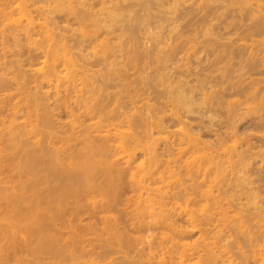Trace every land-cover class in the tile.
I'll list each match as a JSON object with an SVG mask.
<instances>
[{
  "label": "bare ground",
  "instance_id": "1",
  "mask_svg": "<svg viewBox=\"0 0 264 264\" xmlns=\"http://www.w3.org/2000/svg\"><path fill=\"white\" fill-rule=\"evenodd\" d=\"M123 1H124V3H123ZM125 1L126 0H0V175L5 176V179H2L3 176H2V178L0 176V183H3V184L8 183L7 187H5L7 184L6 185L5 184L0 185V187H1L0 188V264H27L26 261H28V263L30 262L31 264L34 262L33 264H35L37 262V260L39 263V261L41 262V260H39V258H41V257H39V255L42 256L43 254H41V253L46 254V252H47V255L45 258L49 260V261L47 260L49 262V264H69L75 258L78 259V261L74 262L75 261L74 260L72 262L74 264H121L120 261H119V263L117 261H115L118 258L121 260L123 259L122 261L125 260L126 262L135 263V264H153V263L154 264H217L216 261L219 262V260L220 261L222 260V262H219V263L224 264V262H226L228 264L229 260L226 261V259H228L230 257V256H228V251H229V255L233 254V252H231L233 250H231V251L226 250V252H227L226 253L224 249L221 250L222 246H219V247H221V248H219L221 250V253L224 254L223 252H225V254L227 255L228 258L218 260V255L221 253L216 254L217 255V258H216V255H215V252H216L215 248L216 247H215V245L213 246L212 244H210V242L208 243L206 241L207 239H209L208 237L212 234V231L215 233L214 230H217V231L220 230L217 233L218 236L220 237L219 233H221V230H223L222 228H218L219 230L216 228V227H220V226H214L213 227L214 230L212 229V231H211V227H212L211 225H210L211 227H209V229H208L207 225H209V223H211V221L208 222V220L211 219L209 217V215L212 213L211 212L212 209H215V208L213 207L211 209V211H210L211 213L209 215H208L209 212L207 211V217L208 218L205 217L206 215H204V217H203V214H205V209H204V213L201 211L203 214L200 213L198 215V216L202 215V218H205V219L207 218V221L205 223H204L205 219L202 223V222H200V218H199V221H197L198 219L195 220L196 217L192 218V214H190V213H193L194 211H193V209L189 210L190 207L187 208V206H188L187 203L189 200H190L189 202H192V203H193V201L194 202L196 201V200H194L195 198H193V197H195V193L193 196L188 197L190 195V190H189V188L187 189V186H191V185L193 186L194 184L196 185L197 176H199L201 173H203V175H206V173H208L210 171L211 174H214V173L216 174L215 171L218 172V168L220 166H222V164L225 162V161H223V159L225 157H223V159H222L223 163H222L221 160H219L220 154H219V156H217L215 154L216 157H218V158H216L214 155L215 151H213L212 148H211L212 149L211 151H213V153H211V154L208 153V154L210 156L211 155H213V156L209 157L208 154L203 155L204 152H206V153L208 152V150H206L209 146L208 141H207L208 139L205 140V144L207 143L206 144L207 146H205V147H207L205 149L206 151L204 149H202V151L199 150V151H201L200 154H202L203 156H207L208 158L207 157L204 158V157H202V155L198 156L197 154H195L194 150L200 149V148H197V146L201 143V141L203 142L204 140H201L203 138H199L200 137L199 134L195 135L193 131H190L191 129L184 128L185 123H183V122H182V125H180V127L178 129H177V127L175 129H177L176 130L177 133H179L181 135L180 137L178 136L179 139L183 140V138H184V142L182 141V143H181V141H179V139L177 137L178 141L177 140L176 141L178 143L176 142V144L174 142L172 144L171 143H165L161 147L156 146V145L151 146V142L148 141L147 139H145V137L148 138V136H147L148 133H149V135L155 134V135H157V136H155L157 138L155 140H157V142L159 144V142L162 140L161 134H163V133L165 134V132L167 131L165 128H167L168 126L164 127V120H166V119H164V120H163V118L161 119V115L159 117L158 113L156 112L158 117H156L157 120H155L156 118L153 117V116H155V114H152L153 116H151V118L153 117V120L149 121L147 119V120H144L143 123L148 124V125H145V128L151 124V127L154 126V128H156V130L154 128L151 129L149 126V130L147 128V131H143V128L141 126H144V124L140 125L141 124L140 122L143 121V119H144L143 116H139V114L137 113L139 118H143V119H140L138 122V119H139L138 116L132 115L134 118L133 117L131 118L130 117L131 115H129L128 113H125V111H124V112H122V113H125V114H123L124 115L123 117H125V118H123L124 120L121 119L122 118L121 116H120L121 118L119 119L114 115L119 109H115V107L114 108L112 107L115 110V112H113L114 113L113 116H115V117H113L111 114H110V116L113 117L114 121L115 120L117 121V122H114L112 120V118L109 117V115L107 114V113H111V108H108L107 110L102 109V106H104V105L106 106V104L103 105L101 103V101L97 102L98 100H100V98L98 99L95 97L96 96V94H95L96 90L94 91L95 88L94 89L91 88V85H93V84L98 85V84L96 82L92 83V84H89L91 82H86L87 80L90 79V77L91 78H96V77L91 76L92 69L90 71L91 73L89 72L90 75L87 74L89 71L88 69H90V67L88 66V68H87V66H85V65L88 64L89 61H87V60H89V59H83V56L86 55V53L82 56V54H81L83 52V51L81 52L82 49H80L79 47H76V46L74 49V45H76V42H78V44L80 42L81 44H79V45L81 47L82 41L84 42L87 40V42H88L89 39H91V41H95V40H92V37H94L95 39L97 37L98 38V44H95V43L93 44V42L90 41L93 44V45H91V43L85 42V43H87V46L90 49V51L88 52L89 57L91 58V56H92V58H95V57H97L96 56L97 53H98V56H99V54L101 56V53H102L103 56L105 55V57H107L108 53H111V50H112V48L110 46L108 47L109 39L114 37V36H112V37H109V39H108L107 38L108 36L106 37V35H105V33L108 34L107 30H109L110 26L114 27L115 25H117V24H114L115 22H118L119 25L117 27L115 26L114 28H118L120 26V24L122 27V25L124 23L122 21V19H124V15L127 16V15L131 14L132 16H134V15L138 14V12H136V9L133 10L131 8H129V10H131V12L133 10V12L132 13L128 12V14H127L126 13V7H127L128 2L126 1L127 2L126 3ZM144 1L145 0H130V2L135 3V4H133L131 6L132 3H130L129 5L132 8L134 5L141 4V3H142L141 5L145 6V7L147 5H149V4H147V2L145 3ZM156 1H154V2H156ZM203 1L204 0H202V2L198 1V3H201L203 5ZM207 1L208 0H206V2ZM244 1H246V0H244ZM257 1H256V3L254 2L255 5H257L259 3V2L257 3ZM117 2H118L119 6L116 4ZM120 2H121V4H120ZM143 2L145 4H143ZM154 2H153V4H154ZM246 2H249V0ZM113 3L116 4L115 5L116 7H114ZM160 3H161V1H160ZM209 3L211 4V0H209L208 6L210 5ZM174 4H175V2H174ZM174 4L172 6H174ZM176 4H177V2H176ZM260 4L261 3L258 4V7L256 6L257 10H255V12H254L255 14L258 13V11L260 13H262V11H261L262 8L259 9ZM141 5L137 9V11L140 9H141L140 11H142V10L144 11L145 7L141 8L142 7ZM155 5H156V3H155ZM94 6L95 7L98 6V7L95 8V10H94ZM208 6L206 8H208ZM176 7L178 9H180V6L178 7V5H177ZM200 7L202 9V6H198L199 9H196V10H199V12L197 11L198 18H199V16H201V14L199 15V13L201 12ZM124 8H125V11H124ZM156 8H158V7H156ZM170 8L173 10L174 7H170ZM204 8H205V4H204ZM206 8H205V10L207 11L208 9H206ZM90 9H92V10H90ZM169 9H168V11H170ZM263 9H264V7H263ZM148 10L152 11L149 9V6H148ZM148 10L146 12H149ZM172 10L168 13H172ZM127 11H128V8H127ZM154 11H152V13ZM175 11H177L176 12V15H177L179 10L176 9ZM203 11H204V9H202V12ZM206 11H205V13H206ZM194 13H196V12H194ZM147 14H151V12H149ZM216 15H218V13ZM96 16L99 18H97ZM153 16H156V15H153ZM251 16H252V20H253L255 17L253 15H251ZM127 17H129V16H127ZM127 17H125V18H127ZM135 17H133L134 18L133 20L136 21ZM171 17L173 18V15ZM202 17H204V14ZM202 17H200V18H202ZM260 17L262 19V16H260ZM216 19H217V17H216ZM263 19H264V17H263ZM259 20H260V18L258 19V21ZM119 21H121V23ZM258 21H257V23H258ZM254 22L252 23V25H254ZM250 23H251V21H250ZM105 26L106 27L108 26L109 28L108 27L105 28ZM229 26H232V25H229ZM123 28L124 27H122V29ZM100 29L101 30L104 29L105 31L104 30L101 31ZM111 29H113V28H111ZM222 29H223V27H222ZM244 29H245V27H244ZM211 30H212V28L208 30L209 31L208 33H210ZM98 31L99 32L101 31L100 33H102L104 31L103 32L104 36H101L102 38L104 37L103 39H99L100 37H98V35H101V34ZM97 32H98V35H97ZM111 32H112V30H111ZM238 32H235V34L237 35ZM249 32L252 33L253 35L256 34V33H253L252 31H249ZM249 32L247 33V35L250 34ZM203 33H202L203 36H206V37L208 36V35H204ZM252 34L250 35V38L254 39V36L252 37ZM114 35H116V34L114 33ZM202 35H201V37H203ZM87 36L91 37V38H88ZM119 36H121L123 38V36L120 35V33H119ZM155 36H157V35H155ZM211 36H212V34L210 35V37ZM230 36L228 37L229 40H231ZM234 36H232L233 39H234ZM116 37L112 38V39H119L120 40V38H121V37H119V38L118 37L116 38ZM206 37H203V38H206ZM77 38H79L81 41H78ZM105 38H107V40H105ZM129 38L132 39L131 36H129ZM191 38H193V39H191ZM191 38H190V36H188V37L186 36V38L184 37V39H183L184 40L183 42L185 44V48H184L185 51L182 52V55L184 53L183 56H186V57H184V59L185 58L188 59L187 57H189L191 55L192 50L195 51L192 48L193 47L192 44L194 42H198V41L194 40V38H196V36L191 37ZM203 38L199 42H201V43H203V41L205 42L206 40ZM209 38L207 39V41H210ZM226 38H227V36H226ZM236 38H238V36ZM260 38H259V40H260ZM75 39H77V41L74 44L73 41ZM239 39L243 40V38H238L237 40H239ZM99 40H102V41L104 40L103 43L105 42V44L104 45L100 44L102 41H99ZM250 41L252 42L254 40H250ZM250 41H249V43L246 42V40L244 42L239 41L240 44H238L239 42L237 41L238 43H237L235 48L236 49H237V47H239V48L237 50L236 49L235 50L236 51H238L239 49H241V51H242V49L245 51H247V49L249 50L250 49L249 47L253 46V44H250L251 43ZM263 41L264 40H262V42ZM71 42H73L74 45ZM199 42L197 44H199ZM215 42H217V40ZM218 42H220V41H218ZM117 43H118V41H117ZM128 43H129V41H128ZM173 43H175V42H173ZM180 43H181V41H180ZM257 43H260V42L257 41ZM257 43L255 41V45L253 46V48L254 47L256 48ZM167 44H169V42ZM224 44L228 45V43L227 44L224 43ZM84 45L86 47V44H84ZM89 45H91V46L89 47ZM110 45H111V42H110ZM120 45H121V48H123L122 44H120ZM258 45H260V44H258ZM113 46H114V43H113ZM173 46H177V45H173ZM213 46L215 47V45H213ZM213 46H212V48H213ZM202 47H199V48H202ZM77 48H78V50H76ZM106 48H109L107 50L108 53H106L107 55L105 54ZM89 49H87V50H89ZM207 49H208V47H207ZM207 49L205 47V49L203 51H205ZM213 49L211 51H213ZM257 49H258V46H257ZM261 49L259 48V50H261ZM24 50H26L27 53L23 54L22 51H24ZM113 50H112V52H113ZM250 50H252V49H250ZM222 51L225 52L224 49ZM241 51L239 50L238 52H241ZM255 51H254V53H256ZM114 52H115V50H114ZM175 52H176V49H175ZM175 52H173V53L175 54ZM207 52H208V50H207ZM193 53L194 52H192V55H194ZM247 53H249V52H247ZM26 54H27V58H25L26 56H24ZM197 54H195V55H197ZM199 54L201 55V53H199ZM202 54H203V52H202ZM218 54H220V53H218ZM218 54H217V56H218ZM252 54H253V52H252ZM252 54L249 57L252 63L250 62L249 58L247 59L248 62L252 64L251 68L254 67L253 64H255V61L253 63V61H252L253 59L251 58L253 56ZM256 54H259V53H256ZM22 55H23L24 60L21 59ZM131 55L129 56V58L132 59V61H133V59H134L133 55L134 54L132 56ZM200 55L197 58L200 59ZM204 55H206V54H204ZM229 55H227V57ZM135 56H136V53H135L134 57ZM162 56H163V54H162ZM247 56H249V55H247ZM101 57H99V59L98 58L96 59V60H98V63H99V60L101 59ZM157 57L159 58V56H157ZM193 57H195V56H193ZM254 57L256 58L255 54H254L253 58ZM84 58H85V56H84ZM204 58H206V57H204ZM245 58H247V57H245ZM102 59H106V61L103 62V60L102 61L100 60V62L107 64L108 59L103 58V57H102ZM171 59H172V56H171ZM229 59H230V57H229ZM83 60L85 61V63H83L84 62ZM158 60H160V59H158ZM208 60H209V58H208ZM231 60H229V64H231L230 63ZM80 61L84 65L82 63H80ZM132 61H130V62H132ZM205 61H207V60H205ZM209 61H211V60H209ZM209 61H208V64H209ZM263 61H264V59H263ZM23 62H25V64H24L25 65L24 67L26 68L25 70H24L23 65H22ZM197 62L199 63V61H197ZM211 62H214V61H211ZM215 62H217V60ZM92 63H89L88 65H90ZM103 63H101V64H103ZM156 63H157V60H156ZM244 63L246 66V61H244ZM104 64H103V66H104ZM158 64H159V62H158ZM222 64H223V62H222ZM222 64H219V65L222 66ZM227 64H228V62H227ZM83 66H85L84 68H86V69H83L82 68ZM91 66H93V65H91ZM200 66L202 67V66H204V64L203 65L201 64ZM104 67H106V66H104ZM156 67H157V65H156ZM223 67H224V65H223ZM225 67L228 68L227 66H225ZM21 68H23L22 69L23 71L21 70ZM117 68H114V69H117ZM168 68H170V67H168ZM229 68H230V66H229ZM262 68H264V67H262ZM108 69L109 68H107L106 70H108ZM186 69H188V68H186ZM225 69H224V71H225ZM254 69H257V68H254ZM86 70H88V71H86ZM168 70H170V69H168ZM171 70H173V69H171ZM115 71H117V70H115ZM119 71H117V74L120 73ZM218 71H220V70H218ZM222 71H223V69H222ZM231 71H232V69H231ZM237 71H239V70H237ZM27 72L29 75L27 74ZM112 72H114V71H112ZM178 72H179V70H178ZM186 72H187V70H186ZM257 73H259V72H257ZM26 75H28V76H26ZM92 75L94 76V74H92ZM113 75H115V72ZM118 75H121V74H118ZM197 75H199V74H197ZM224 75H227V74H224ZM86 76L87 77L89 76L88 77L89 79H87ZM103 76L105 77V75L103 74L101 79L104 78ZM109 76H107V77H109ZM235 76H236V74H235ZM246 77H248V76L245 75V78ZM249 77H248V79L251 82V79ZM257 77L258 76H256V78ZM260 77H258V78H260ZM117 78H118V76H117ZM171 78H172V76H171ZM185 78H186V76H185ZM213 78L214 77L212 74V78L210 77L209 79L213 80ZM113 79H115V77ZM118 79H120V78H118ZM187 79H189V78H187ZM204 79H205V77H204ZM242 79L245 80L244 78H240V80H242ZM90 80H92V79H90ZM232 80H233V78H232ZM232 80H230V81H232ZM238 80H239V78H238ZM238 80H237V82L240 81V80L239 81ZM194 81H195V78H194ZM227 81H229V80H227ZM240 82L242 83V81H240ZM244 82L245 81H243V83ZM227 83H229V82H227ZM235 83H236V81H235ZM235 83L233 82L231 84L232 88H234L233 85ZM247 83H249V82L247 81ZM106 84H107V82H106ZM120 84H121V81H120ZM255 84H257V83H255ZM124 85H126V83L124 84V81H123V86ZM172 85H171V88H173ZM181 85H182V83H181ZM185 85H186V83H185ZM85 86H86V88H85ZM87 86H90L89 89H87L88 88ZM123 86L121 85V87H119V88H121V90H122ZM182 86L178 85V89H176V92H175L176 93L175 97H174V95H171V97L173 96V99L175 98V101L177 99V102L181 101V103L186 108L184 110H188L189 112L191 111V113L193 110L198 112V110L195 108L196 107L199 108L200 106H202L203 107L202 112H204V110L207 107L208 108L210 107V106L206 105V108L204 109L205 105H199L198 106V103H200V102L197 103L196 98L194 97L195 91L193 94L192 88H191V91H188L185 88L186 86H183V87ZM208 86H209V84H208ZM238 86H240V85L238 84ZM246 86H248V85H246ZM92 87H96L98 89V86H92ZM168 87H167V89H168ZM176 87L177 86L175 85L174 88H176ZM236 87H237V83H236ZM84 88H85V90H84ZM90 88L92 91L90 90ZM220 88H223V86ZM254 88H255V86H254ZM256 88H258V87H256ZM86 89L89 91H87ZM125 89H126V86H125ZM228 89H229V87H228ZM121 90H119V91L121 92ZM173 90L174 89H171V91H173ZM211 90H213V88H211ZM84 91H86L85 94H84ZM122 91H126V90H122ZM197 91H199V90H197ZM209 91H210V89H209ZM232 91H235V90H232ZM132 92H133V90H132ZM252 92L251 93L253 96L256 93V91L252 90ZM93 93L95 95H93ZM133 93H135V92H133ZM201 94H202V92H201ZM201 94L199 93V96ZM206 94H204V92L202 94L203 95L202 100H204V101H202V100L201 101L203 104L207 103V102L205 103V101L207 99L204 97ZM209 95L211 96L212 94H209ZM135 96L137 98V95H135ZM224 96H225V94H224ZM234 96H236V95H234ZM243 96H245L244 93H243ZM261 96H262V94H261ZM261 96H259V97H261ZM125 97H127V96L125 95ZM206 97L208 98V96H206ZM128 98H129V95H128ZM234 98H233V100H234ZM261 98H263V97H261ZM129 99L132 101L134 100L133 102H135V100H136L134 97L129 98ZM173 99L171 98L172 104H173ZM210 99H211V97H210ZM130 100H129V102H130ZM212 100H213V98H212ZM237 100H239V99H237ZM258 100L260 101V99H258ZM47 101H50V102H47ZM159 101H160V99H159ZM229 101H228V103H229ZM245 101H248V100L246 99V100H244V102ZM96 102L98 104H96ZM166 102H167V99H166ZM177 102H175V103H177ZM241 102L238 103V106H240L239 104ZM244 102H242V104ZM248 102H246L245 105H247ZM99 103H101L102 106ZM196 103H197V106H196ZM210 103H212L211 100L207 104L211 105ZM217 104H218V102H217ZM230 104H232V101ZM230 104H228V105H230ZM255 104L257 105V102ZM260 104H261V102H260ZM236 106H237V104H236ZM118 107H119V105H118ZM202 107H200V108H202ZM231 107H232V105H231ZM246 107H248V106H245L243 109H245ZM59 108H61V109L63 108L64 109L63 111H65L64 114H66V120L64 122H62L64 124V125H62V127L63 126H65V127L61 130L58 129L60 127V124H56V123H59L57 121L58 119H56L58 117H55V115H57V113H58L56 111V109H59ZM168 108H170V107H168ZM248 108H250V106ZM61 109H59V110L61 111ZM109 109H110V111H109ZM178 109H180V108H178ZM209 109H211V108H209ZM206 110H208V109H206ZM237 110L240 111V109H237ZM132 111H133V109H132ZM165 111H166V109H165ZM177 111L178 110H176V112ZM195 111H193V113H195ZM249 111H250V109H249ZM118 112H120V110ZM133 112H135V109ZM139 112L141 115V113H142L141 110H139ZM176 112L174 113L173 111H171L172 114L168 113L167 117H169V114H170L171 117H169V119L172 118L173 120L178 121V123H179V122H181L180 121L181 119H179L180 117H178V115L180 113H177L178 114L177 115ZM179 112H180V110H179ZM246 112H248V109ZM259 112H260V110H259ZM129 113L131 114L130 111H129ZM143 113L146 114V112H143ZM210 113L212 114L211 111H210ZM236 113H238V112H236ZM214 114H216V113H214ZM233 114H234V112H233ZM243 114H245V113L243 112ZM247 114L249 115L250 112ZM208 115H205V116H208ZM248 115H247V117H248ZM145 116H150V115H145ZM163 116L165 117V113H164V115L162 114V117ZM214 116H216V115H214ZM80 117L88 118L87 119L88 122H86V121H85L86 123L83 122V120H82L83 118L81 119ZM128 117L131 118L130 119L131 122L133 121V119H134V121L136 120L139 124L137 122L136 123L134 122V126L140 125L139 127H141L142 129L136 128L134 126L130 127V125H132L133 123L132 124L128 123V122H130ZM211 117H213V116H210V118ZM126 118H127V120H126L127 124L126 123L123 124L122 120L125 121ZM158 118H160L163 121L158 120ZM228 118H229V116H228ZM169 119H167V121H169ZM172 119L170 121H172ZM54 120H56L57 122ZM239 120H241V119H239ZM175 121H172V122H175ZM183 121H185V119ZM120 122H121V124H120ZM162 122H163V124H162ZM196 122H198V121H196ZM209 122H212V120ZM238 122H240V121H238ZM187 123H189V122L187 121ZM217 123H219V122H217ZM229 123H231V121H229ZM55 125H58V127ZM124 125H125V127H124ZM233 125L235 126V123H233ZM225 129H227V128H225ZM152 130H155L154 131L155 133H153ZM205 130H206V128H205ZM205 130H204V132H205ZM142 131H143V133H142ZM231 131H233V130H231ZM263 132H264V130H263ZM140 134H143V135H140ZM166 134H168V131ZM165 135H164L163 139L168 137ZM224 135H225V133H224ZM139 136L140 137L144 136V138L141 139ZM229 136H231V135H229ZM173 138H176V137H173ZM152 139H154V138H151V141L155 142ZM158 139H161V140L158 141ZM211 139H213V138H211ZM244 139H245V141L243 144V141L241 139H239V140H241V142L239 143L237 138H236V140L233 138L234 141H237L239 143V144L237 143L238 145H240L242 143L238 148H236L237 145L236 146L235 145H233V146L229 145V147H227L228 144L226 146L224 144L225 142L223 143L224 144V146H223V145H221V143L223 141L222 142L219 141L220 144L218 142L217 145H219L218 147L222 146L225 148V149L223 148L224 151H222V153H224V154L228 153L227 151H230L228 156H226L227 158H225V159H227L226 164L229 163L228 166L231 167V170L229 169L230 167L227 169H229L231 171V175H230L231 177L230 178H233L232 180H234V177H236L235 179L238 181L237 183H234L231 180V183L233 182V184H237L236 186L235 185L232 186V184H231V186L232 187L244 186V188H243L244 191L241 187L239 189H242V193L245 192L244 194L247 195L248 197H249L248 193L250 192L249 194L252 197L253 194H256L253 191H255V189H256V192H257V188L259 190V187L255 186L256 185L255 182L252 183V181L250 180L252 178H250L249 180H248V178H246L247 177L246 171L248 169L247 166L249 165L248 164L249 162H247V160H249V158H251V157H249L250 154L255 153V152L252 150L253 144H251V146H252L251 147L250 142H248V140L246 138H244ZM94 140H98V141L100 140L101 143H99L100 141L99 142L97 141L98 142V145H97V142L94 143ZM215 140L217 141V139H215ZM246 140H247V142H246ZM103 141H104V143H102ZM234 141L232 143H235ZM185 142L190 144L192 147H195V149L191 147V149H194L193 150L194 152L188 151L190 149L186 150V148H188V145H185L186 144ZM209 143H211V142L209 141ZM180 144H182L181 147H183V146L185 147L186 152L188 151V152L192 153V156L189 157L190 160H189V158H187L188 155H187V157H184V158H187L188 160L187 159L186 160L181 159V160H183V162L181 160H179V162L181 161L183 164L178 162V159H180V156H182L181 154L184 151V147L181 149L177 146ZM201 146H204V144H201ZM243 146H244V148H243ZM230 147H233V148L235 147V148L230 149ZM202 148H204V147H202ZM180 149H181V151H179ZM226 149H227V151H225ZM250 150H251V152H249ZM139 151H142L141 156H139L137 154V152H139ZM176 151H179V154H176L177 156H175V153H178ZM196 151H198V150H196ZM209 151H210V149H209ZM218 151H221V149L219 148ZM245 151L250 153V154H248V153L246 154ZM242 152L243 153L245 152L244 153L245 156L243 155ZM184 154H183V156H184ZM187 154H189V153H187ZM193 154H195L194 155L195 157H193ZM247 155H249V156H247ZM222 156H223V154H222ZM254 156H256V155L252 154V157H254ZM259 156H262V155L259 154ZM197 157H199V160H201V162L199 160H197L198 159ZM246 157H248V158H246ZM195 159L198 162L195 161ZM203 159H204V161H202ZM225 166L226 165H223L222 167L224 168ZM97 167H98V171L96 170ZM259 167H260V165H259ZM225 168H224V171H225ZM133 169L136 171L137 174H138L137 171H139V170H141V173L139 172L140 174L136 175V173ZM221 169L219 170L221 172V174H219L220 176H218L216 174L218 176L217 182H219V180L222 179L221 178V177H223V176H221L222 174L224 175V173L225 174L227 173L226 171L224 172L223 170L222 171L224 173H222ZM126 170H128V173H129L128 174L129 175L128 183H130V185L132 184V186L136 185L135 190L139 191V189H140L139 195L135 196L137 199L138 198L139 199L137 201L135 198H133L136 200V201L134 200V202H137L136 204L138 206L140 203L139 202L140 200L142 202L145 201V204L148 207V209L146 210L147 212L145 211L146 212L145 213L144 210H145L146 205H143V206H145L143 213L147 214L146 217H143L145 215L138 216V213L139 214L142 213V209H141V212L138 211L136 214L132 215V219L136 217V219H134L135 222L133 220H131V221H133L134 227L135 228L137 227L136 229H138V228L141 229L142 227L146 228V227H149L151 225V223H152V225L156 224V227H157L158 223L159 224L162 223V225H164L166 227V232H164L163 230H160L163 232H159L158 237L156 235L155 236L151 235L152 236L151 238L148 237L149 239H152V240H147L148 239L147 237H145V239L141 238L142 240L144 239V241L146 243L143 241L145 243V245H144V243L140 244V247H137V242H138V244H139V242L141 243V240L137 241V239L139 237H137V239L135 238L134 240H136V241L134 242V240L132 241L133 238L132 239L130 238L131 239L130 240L128 237V239H127V238H125V234L122 231H121L122 233L117 231V230H119V228L115 229L117 227L115 225V221H117L116 213H114L115 215H113V213H112L113 218L111 217V214L109 213L110 212L109 210L111 209L110 207H112V206L116 207L115 204L117 203V200L119 199L118 196H120L118 194H120V191H122L121 189L125 185V180L123 181V179H125L124 178L125 176L123 174L125 173ZM229 170H227V171H229ZM212 171L214 173H212ZM230 171L228 172V174L230 173ZM95 172H97V173H95ZM238 172H240V174H238ZM98 173L102 174V175L101 174H99V175H101V178L103 177V181H102L103 184L99 180L100 178L98 180L95 179V178H98ZM245 173H246V175H245ZM211 174L206 175V179H207V176L210 177ZM90 175H91V177H90ZM135 175L137 176L138 180L135 177ZM216 175H214V176L217 178ZM232 176H234V177H232ZM45 178L46 179L48 178V179L46 180ZM82 178H83V180H82ZM90 178H91V180H93L95 182H96V180H97V182L98 181L101 182V184L99 182L98 183L96 182L97 184H95V183L93 184V181H91ZM189 178H192L191 179L192 182L187 181L188 185L185 182L186 185L184 184V186H183L182 183H184V180L189 179ZM193 178H195V180H193ZM203 179H205V177L202 176V174H201L200 178H198V181L201 180V182H202ZM224 179H226V181L227 180L229 181V179L225 178V176H224ZM48 180H50L53 183L52 187H50V188L48 186H47L48 188L47 187L46 188L40 187L43 181L46 184L45 181H48ZM84 180L85 181L87 180L86 181L87 183ZM208 180H210V178H208ZM208 180H206V181H208ZM129 181H131V182H129ZM189 181H190V179H189ZM193 181L194 182L196 181V183H193ZM206 181H203V184H205ZM228 181L227 182L220 181V184L217 183L216 180L214 181L215 183H213V181H212L213 185L215 184L213 187H217L218 184L221 186L222 182H223L222 184H224V186H227ZM91 182L94 186L91 184ZM123 182H124V185H123ZM80 183L81 184L84 183V184H82L83 186L87 184L86 186H84L85 190H84V188H80V187H83L82 185L80 186ZM190 183H192V184L189 185ZM199 183H200V181H199ZM199 183H197V184L199 185ZM212 183H211V186H212ZM251 183L254 185V187H253V188H255L254 190H252L253 188L250 187V186H253V185H250ZM203 184L201 186H203ZM229 184H230V182H229ZM90 185H92L91 188H93V189L90 188ZM199 186L196 185V188L198 187V189L200 190V188H202V187L201 186L199 187ZM220 186H218V187L220 189L221 188L223 189V185H222V187H220ZM245 186H246V189H248V191L245 190ZM218 187L215 189H218ZM208 188H209V186H208ZM226 188H225V190H226ZM42 189H43V191H42ZM193 189H195V188H192V190ZM209 189H207V187H206L205 190L208 192V193L206 192V194H204L205 190H202V189H201L200 193L202 195L204 194L203 195L204 198L201 195L202 199H205V196H206V198L208 200H210V203H211L210 208H211L212 202H214V204L216 202V201H212V200H216V198H215L216 195L217 194L219 195V193H221V191L219 189V191H220L219 192L218 190H214L211 187ZM263 189H264V187H263ZM88 190H90V191H88ZM195 190H193V191H195ZM213 190L218 191V193L215 194L216 193L215 192L213 194V193L209 192V191H213ZM225 190L223 189L222 191L224 192ZM198 191L196 193H199ZM225 192L228 193L227 191H225ZM240 193H241V191H240ZM257 193H259V192H257ZM142 194L143 195L145 194V195L143 196ZM191 194H192V191H191ZM211 195H215V196L211 197ZM231 195L234 196V194H231ZM235 195H237V193ZM133 196H131V198ZM142 196H143V198H142ZM208 196H210L212 198V200L209 199L210 197L208 198ZM254 196L256 197V195H254ZM179 197L185 198V199H183L184 201L187 200V201H185L186 204H185V202H183L184 204L182 203L184 205V207H183V205L181 206L182 200L180 198V202H179ZM197 197L199 198V195H197ZM120 198H121V196H120ZM131 198L126 197V200L129 201L128 199L131 200ZM191 198H193V200H191ZM198 198H196V199H198ZM213 198H215V199H213ZM220 198L218 200H220ZM81 200H83V201H81ZM168 200L172 201L174 203V205H172L174 207H172L169 204L172 202H169ZM206 200H204V201H206ZM208 200L206 202L209 203ZM228 200H229V198H228ZM249 200L250 199H248L247 201H249ZM226 201H223V202L225 203ZM247 201H245V202H247ZM251 201H253V200H251ZM82 202H84V203H82ZM142 202L140 204H142ZM261 202H262V200H261ZM240 203H242V201ZM136 204H135V206H136ZM205 204H204V206H205ZM238 204H239V201H238ZM84 205L91 211L92 215L95 216V214L96 215L99 214V216H97V218H99V221H100L99 223L101 224L100 226H98L97 224L95 225L94 221L91 222V223L94 222L93 223L94 226H93L91 223L88 225V222L90 220H86L87 222H85L84 220L79 219L80 218V216L78 215L79 211L83 210V211H86V213H87V209L83 208ZM155 205H157V206H155ZM249 205H250V203L247 205V207ZM251 205H252V202H251ZM67 206L68 207L70 206L69 209ZM137 206H136V208H137ZM206 206L204 208H206ZM227 206H229V205H227ZM244 206H245V204H244ZM254 206L256 207V205H254ZM177 207L180 208V210L179 209H178V211L176 210L177 213L179 211L184 212L185 217H187V219L189 220L188 225L186 224L187 226H184L183 224H182L183 226L179 225V223H177L178 224L177 225L173 221V220H176L173 218V216H174V213L177 214L176 211L174 212V209H177ZM219 207H220V205H219ZM249 207H251V206H249ZM249 207H248V209H249ZM199 208H200V206H199ZM199 208L197 207L196 209H199ZM229 208H227V210ZM259 208L260 207H258V209ZM65 209L68 210L70 216H72L73 219H75V217L78 215L79 217H77L76 220L77 221H78V219L82 220L81 221L82 223H80L78 221L80 224L79 223L77 224V221H76L73 224V223H71L72 218L70 216H68V218L70 217L71 220H69L70 218L66 219L65 225L69 224L67 226V228H68V230H70V229L71 230L69 232H67L68 230L64 229L66 231V233H68V235H66V233H65V235L68 236V238L66 237L67 239L63 240L60 243L61 240H60V237L58 236V235H60V231L58 229L59 228L58 221L65 219V217H63L67 214V211ZM231 209H232V206H231ZM253 209H255V208H253ZM256 209H257V207H256ZM134 210H135V208H133L132 211H134ZM191 210H192V212H191ZM207 210H208V208H207ZM234 210H235V212L232 211L233 212L232 215L229 213L227 215V212H226L225 213L226 218L225 219L221 218L222 220L229 222V223L226 222L227 223L226 225L222 224L221 227L225 226L224 228L228 229L227 227L231 226L230 228H232L231 230H233V227L236 225L232 226L233 225L232 223L234 221L235 222L238 221L236 229L239 232L246 233L247 236H251L250 233L254 235V232H252L253 231L252 229H251L250 233H247V232H249V226L252 225V227H254L256 229L255 235L257 236V232L259 234L258 238L255 237V235L251 236L252 238L248 237L250 239L249 245H250V243H252V245H250V246H252L251 247L252 249L249 247V245H248V249L247 248L244 249V247H241V245H240L242 242L239 241L240 244H237L235 249L238 250L240 252V254L238 251L234 250L236 252L235 254L238 253L239 255H242V254L247 255V254H249V252H252V254L250 253L249 255L246 256V259L248 256L252 258L251 259L248 257L249 258L248 262L245 261L246 264L249 263L250 260H253L251 264L255 263V261L257 259H253V258H256L258 255H259V258H261L260 259L261 261L258 260L260 263L256 261V264L257 263L258 264H264V255L261 254V252L264 250V222L262 221V219L264 220V218L262 217L261 214L264 215V213H262V210L260 211L261 214L259 213L258 216L261 215L260 216L261 219L259 217L255 218V216H257L256 214L254 215V217H252L253 215L252 216L250 215L251 217L249 218L248 217L249 214H247V212H246V214L248 216L244 215L243 213H242L243 215L240 216L241 214L239 212L241 209L239 210V212H237L236 209H234ZM64 211H66L65 215H64ZM83 211L81 213H84ZM189 211H190V213H189ZM135 212H136V210H135ZM256 212L258 213V211H256ZM132 213L133 212H131V214ZM169 213L172 214V217ZM248 213H249V211H248ZM213 214H214V212H213ZM217 214L219 216L218 212H217ZM133 216H135V217H133ZM228 216H230V218ZM245 216H247L248 218H246ZM108 217H109V219H108ZM129 217L131 219V216H129ZM244 217H245V220L247 219L249 222H250L251 218H252V220H253V218H255V219L253 222L251 221L250 225H248L249 222L248 221L244 222V219H243ZM111 218H112V221L114 222L113 224H112V222H110ZM114 218H115V220H114ZM216 218H217V216H216ZM221 219H219V221ZM62 221L64 222V220H62ZM73 221H75V220H73ZM231 221H233V222L230 223ZM63 222H61V223H63ZM83 222H85V223H83ZM214 222H216V221H213L212 225L215 224ZM130 223H132V222H130ZM218 223H220V222H218ZM74 225H77V226H74ZM78 225H80V226H78ZM201 225L203 227H201ZM246 225H248V226L246 227ZM61 226H62V224H61ZM95 226L100 227L99 228L100 230ZM77 227H79V228L77 229ZM80 227L83 228L84 231H81ZM61 228H64V227H61ZM202 228H204V229H202ZM97 229L99 230V232ZM158 229H159V227H158ZM207 229L211 231V234L209 233L210 235L208 234L209 235L208 237L206 235L204 236V233L206 234L207 232L203 231V230L206 231ZM236 229H234V230H236ZM58 231H59V234L57 233ZM63 231H61V233L64 234ZM202 231H203V233H202ZM223 231H230V229H228V230L224 229ZM223 231H222V233L225 234ZM196 232H198L197 233L198 234L197 239L199 240V242H196V241L193 242L192 241V243H190V241L182 239L183 238L182 236L187 234V237H189L188 234H193ZM232 233H231V235H233ZM88 234L89 235L92 234V238L91 239L89 238V240L90 241L96 240L97 244H95V243L90 244L89 242L87 243V241H88L87 237L89 236ZM123 234H124V236H123ZM239 234H237V235H239ZM212 235H214V234H212ZM212 235H211V238L214 237L215 240L218 238L217 235H216L217 238H215V236L212 237ZM146 236H150V234H148ZM226 236L227 235L223 236V237H225L224 239H226ZM140 237H141V235H140ZM234 237H236V236H234ZM253 238H257V239H253ZM61 239H64L63 235H62ZM232 239H233V237H232ZM242 239L245 242V237H242ZM219 240H220V238H219ZM252 240H253V242H252ZM84 241H86L88 246H86ZM219 242H221V241H219ZM226 242H229V240L225 241V243ZM236 242H237V240H236ZM196 243H202V248L204 247L203 248L204 250H206L205 248H207V247H208L207 250L210 249L209 251H207L208 255L202 249V252L206 254V257L203 258V256H205V255H203V256H201V258H203V260H205L206 262L205 261L203 262V260L200 259V255L203 253L201 251H199L200 249L198 250V247H200V246L196 247L198 245ZM214 243H217V241ZM245 243H244V245H246ZM203 244H206L207 247L203 246ZM221 244H222V242H221ZM227 245L228 244H225V247L229 246V245L228 246ZM242 245H243V243H242ZM209 247H212V248L215 247V248H213V249H215V252H214V250H212ZM230 248L233 249V247H230ZM242 248L244 250H242ZM246 250H249V251H246ZM112 251L114 252L113 254L117 253L118 256H113L111 254L112 256L110 257L109 256L110 254H107V255L104 254L103 255L104 257L101 258V260L98 259L99 254L112 253ZM129 251L132 252V254L133 253H136V254L135 255L133 254V256H132V254ZM198 251L200 252L199 256H198V253H199ZM8 252H13V253L16 252V254L12 258V261H10L11 258L9 260L6 259V257H7L6 255L8 254ZM24 253L27 255V257H25L26 255L22 256V255H24ZM196 253H197L198 257L195 255ZM85 254H87V255H85ZM235 254H233V255H235ZM193 255H195L197 257V258L195 257L196 259H193L195 261L188 258V257H194ZM226 255L224 257H226ZM233 255H231L232 257L230 258V262H231L230 264H238V263L241 264V263H243V262H241V260L239 262V259H238V263H234V260L232 263L231 259L234 258ZM243 255L241 257H243ZM250 255H252V256H250ZM254 256H256V257H254ZM115 257H117V259H115ZM244 257H245V255H244ZM99 258H100V256H99ZM235 258H236L235 260H237L238 257L235 256ZM239 258H240V256H239ZM244 259L245 258H243V260ZM223 260H225V261L223 262ZM47 261L45 260L46 263H43V264H48ZM67 261H69V262L67 263Z\"/></svg>",
  "mask_w": 264,
  "mask_h": 264
},
{
  "label": "rangeland",
  "instance_id": "2",
  "mask_svg": "<svg viewBox=\"0 0 264 264\" xmlns=\"http://www.w3.org/2000/svg\"><path fill=\"white\" fill-rule=\"evenodd\" d=\"M128 3H127V2ZM125 2L127 3V7H126V13L128 14V12H131V10H129V8H131V9H133V10H135L136 9V12H138V14H136V15H134V16H132L131 14V16L130 15H127V16H129V17H127V16H125L124 15V19H122V21L124 22H122L123 23V25H122V27H124L123 29H122V27H121V24H120V26L118 27V28H114L115 26L117 27L119 24H118V22H113L114 24H117V25H115L114 27L113 26H110V28H109V30H107V32H108V34H106L105 33V35H106V37L109 39V37H112V36H114V37H112V38H115L116 36L119 38V37H121V36H119V33H120V35H122L123 36V38L121 37L120 38V40L119 39H112V38H110L109 39V44H108V47L110 46L111 48H112V50L114 49L115 50V52H114V50H113V52H112V50H111V53H108L107 52V50L109 49V48H106L105 49V54L106 53H108V56L107 57H105V55L103 56V54L101 53V56L103 57V58H107L108 59V61H107V64H104L103 62L104 61H106V59H102V57L100 56V54H99V56H98V53H97V57H95V58H92V56H91V58L89 57V54H88V52L90 51V49L88 48V46H87V43H91V42H93V44L95 43V44H98V38L96 37V39L94 38V37H92V40H95V41H91V39H89L88 40V42H87V40L86 41H82V45H81V47H80V45L79 44H81L80 42H79V44H78V42H76L77 41V39H78V41H81L79 38H77V39H75L73 42H74V44H75V42H76V45H74L73 44V42H71L73 45H74V49H75V46L76 47H79L80 49H82L81 50V54H82V56L86 53V55L88 56H86V55H84L85 56V58H84V56H83V59H89V60H87V61H89L88 62V64L89 63H92V64H90V65H85V66H87V68H88V66L90 67V69H88V70H86V71H88V73L87 74H89V72L91 71V69H92V73H91V76L92 77H96V78H91L90 77V79H94L93 81L92 80H90L87 76H86V78L87 79H89V80H87L86 82H91V83H89V84H92V83H97L98 85H96V84H93V85H91V88H95L94 89V91L96 92L95 94H96V98H100V100H98L97 102H100L101 101V103L104 105V104H106V106L104 105V106H102V104L101 103H99V104H101V106H102V109H104V110H107L108 108H111V113H107L108 115H109V117H111L112 118V120H113V117H117V118H121V119H123V118H125V117H123L124 115L123 114H125V113H128L129 115H131L130 117L132 118L134 115H136V116H138V114H139V116H143V118H139V116H138V122H139V120L140 119H143V121H141L140 123V125H143L144 124V126H141L142 128H143V131H147V128H148V130H149V126H150V128L152 129V128H154V126L153 127H151V124L148 126V127H146L145 128V125H148V124H145V123H143L144 122V120H153V117L154 118H156V117H158V115H159V117H160V115H161V119L163 118V120L164 119H166V120H164V127H167V128H165L167 131H168V134H166L167 133V131L165 132V134L163 133V134H161L160 136H161V138H162V140L161 139H158V141H160L159 142V144H158V142H157V140H155V139H157L155 136H157V135H155V134H151V135H149V133H148V138L147 137H145V139H147L148 141H150L151 142V146H154V145H156V146H163L165 143H174L175 142V144H176V142L178 141V139H179V137L181 136L179 133H177V129L180 127V125H182V122L183 123H185V126H184V128H189V129H191L190 131H193L194 132V134L195 135H198L199 134V138H203V139H201V140H204L203 142L201 141V143L197 146V148H200V149H196V150H198V151H196V150H194L195 149V147H192L190 144H188V143H186L185 145H188V148H186V150H188V149H190V150H188V151H193L195 154H197L198 156H201L202 154H200L201 153V151H202V149H206L207 147H205V146H207L206 144H205V140H207L208 141V148L206 149V150H208V152L206 153V152H204V154L203 155H206V154H208V153H213V151H217L216 153L214 152V155L216 154L217 156H219V154H220V156H219V160H221V162L223 163V161H225L223 164H222V166L223 165H226L224 168H225V171L227 172L226 174L224 173L225 171H224V168L222 167V166H220L219 168L221 169V171H222V173H224V175L222 174L221 176H223V177H221L220 179L221 180H219V182H217V180H218V176H220L219 174H221V172L219 171L220 169L218 168V172L217 171H215L216 172V174L218 175H216L213 171H212V173H214V174H211V172L209 171L208 173H206V175H209V174H211L210 175V177H208L207 176V179H206V175H203V173H201L202 174V176H204L205 177V179H203V181H206V180H208V178H210V180H208V181H206V183L205 184H203V181L201 182V180H199L200 181V183H199V181H198V178H200V176H201V174L199 175V176H197V179H196V181H197V183H199V185L201 186L202 184H203V186H201L202 188H200V190L198 189V187L196 188V185L197 186H199L197 183H196V181L194 182L193 181V183H196V185L194 186H192L191 184L192 183H190L189 185H191V186H187V189L189 188V190H190V195L188 196V197H190V196H193L194 195V193H195V197H193V198H195L194 200H196L195 202L193 201V203L192 202H189L188 201V206H187V208H189V210L190 209H193V213H190V211H189V213L190 214H192V218L193 217H196L195 218V220H197V221H199V218H200V222H202L203 223V221H204V219L205 218H202V215L201 216H198L200 213L201 214H203L204 213V209H205V214H203V217H204V215H206L205 217H207V211L209 212L208 213V215H209V217L211 218L210 220H208V222H210L211 221V223H209V225H207L208 226V229H209V227H211V231H212V229L214 230V226H220V227H216L217 229L218 228H222L223 230L225 229V230H228V229H230V231H223V230H221V233H219V235H220V237L218 236V232L220 231L219 229V231H217V230H214L215 231V233L212 231V234H214V235H212L211 234V231L210 230H203L204 232H207L206 234L204 233V236L206 235L207 237L211 234L212 235V237L213 236H215V238H217L216 237V235L218 236V238L215 240L214 239V237L213 238H211V235L208 237L209 239H207L206 241L209 243L210 242V244H212L213 246L215 245V247H213V248H215L216 249V252H215V249H213L212 247H209V248H211L212 250H214V252H215V255L216 254H218V253H221V250H225V252H226V250L228 251V250H233V251H231V252H233V254H235L236 252L234 251V250H236L235 248H236V245L237 244H240L239 243V241L240 242H242L243 243V245H244V243L246 244V245H242V243L240 244L241 245V247H244V249H248V245H249V241H250V239L248 238V237H251V236H254L255 235V232H256V229L254 228V227H252V225H250V223H251V221L253 222L254 221V219L255 218H257V217H259L260 219H261V215H262V217L264 218V215L263 214H261V210H262V213H264V189H263V187H264V132H263V130H264V68H262V67H264L263 65H264V61H263V59H264V41L262 42V40H264V19H263V15H264V9H263V7H264V0H249V2H246V1H248V0H246V1H244V0H211V6L209 7L208 6V2H209V0L206 2V0H204L203 1V5L201 4V3H198V1H200V2H202V0H145L144 2L146 3L147 2V4H149V5H147L146 7L145 6H142L141 4H136V5H134L133 6V8L132 7H130V3H132V2H130V0H126ZM150 1V2H149ZM154 1H156V2H154ZM160 1H161V3H160ZM253 3H251V2ZM256 1H257V3L259 2V3H261L260 5H259V9L260 8H262L261 9V11H262V13H260L259 11H258V13H254L255 12V10H257L256 8L258 7V4L257 5H255V3H256ZM122 2V1H121ZM121 2H120V4H121ZM143 2V4H145ZM149 2V3H148ZM153 2H154V4H153ZM165 2V3H164ZM174 2H175V4H176V2H177V4L175 5L174 4ZM205 2V3H204ZM255 2V3H254ZM123 3H124V1H123ZM155 3H156V5H155ZM199 5H198V4ZM251 3V4H250ZM114 4V7H116L115 5L117 4L118 5V2L115 4V3H113ZM133 4H135V3H132L131 4V6L133 5ZM158 4V5H157ZM174 4V6H172ZM204 4H205V8L208 6V8H206V9H208L207 11L205 10V8H204ZM94 5V4H93ZM140 5L142 6L141 8H143V7H145L144 8V11L142 10V11H140V10H138L137 11V9L140 7ZM178 5V7L180 6V9H178L176 6ZM253 5V6H252ZM119 6V5H118ZM129 6V7H128ZM148 6H149V9L150 10H152V11H154L155 9V11L152 13V11H149L148 10ZM153 6V7H152ZM198 6H202V9H204V13L202 12V9H201V7H200V9H201V12L199 13V15L201 14V16H199V18H198V14H197V11L199 12V10H196V9H199L198 8ZM257 6V7H256ZM93 7V6H92ZM98 7V6H97ZM97 7H95L94 6V10H95V8H97ZM152 7V8H151ZM156 7H158V8H156ZM170 7H174L173 8V10L170 8ZM253 7V8H252ZM127 8H128V11H127ZM170 8V9H169ZM240 8V9H239ZM249 8V9H248ZM168 9L171 11L172 10V13H168V12H170V11H168ZM179 10V12L177 13V15H176V12L177 11H175V10ZM244 9V10H243ZM89 10V9H88ZM90 10H92V9H90ZM133 10H132V12H133ZM149 11V12H151V14H147V13H149V12H146V11ZM196 10V11H195ZM124 11H125V8H124ZM175 13H174V12ZM205 11H206V13H205ZM241 11V12H240ZM131 12V13H132ZM158 12V13H157ZM192 12V13H191ZM194 12H196V13H194ZM125 13V14H126ZM155 13V14H154ZM174 13V14H173ZM218 13V15H216ZM173 15V18L171 17L172 15ZM196 14V15H195ZM203 14H204V17H202L203 16ZM255 14V15H254ZM260 14V15H259ZM150 15V16H149ZM153 15H156V16H153ZM251 15H253L255 18L252 20V16ZM136 16V17H135ZM152 16V17H151ZM176 16V17H175ZM250 16V17H249ZM258 16V17H257ZM260 16H262V19H261V17ZM97 17V16H96ZM125 17H127V18H125ZM133 17H135V19H136V21L135 20H133L134 18ZM170 17V18H169ZM200 17H202V18H200ZM215 17V18H214ZM216 17H217V19H216ZM97 18H99V17H97ZM172 18V19H171ZM260 18V20L258 21V19ZM251 19V20H250ZM125 20V21H124ZM130 20V21H129ZM258 21V23H257V21ZM250 21H251V23H250ZM254 22V25H252V23ZM120 23H121V21H119ZM239 23V24H238ZM125 25V26H124ZM229 25H232V26H229ZM237 25V26H236ZM243 25V26H242ZM242 26V27H241ZM248 26V27H247ZM106 26H105V28H107ZM222 27H223V29H222ZM244 27H245V29H244ZM111 28H113V29H111ZM120 28V29H119ZM212 28V30H211V34H212V36L210 37V33H208L209 31V29H211ZM99 29V28H98ZM118 29V30H117ZM241 29V30H240ZM251 29V30H250ZM101 30V29H100ZM102 30H104V29H102ZM101 30V31H102ZM111 30H112V32H111ZM234 30V31H233ZM258 30V31H257ZM100 31V32H101ZM105 31V30H104ZM103 31V32H104ZM239 31V32H238ZM249 31H252L253 33H256V34H252V33H250ZM99 32V31H98ZM98 32H97V35H98ZM99 32V33H100ZM100 33L101 35H98V37H100L99 39H103L101 36H104L103 34L104 33ZM204 32V33H203ZM235 32H238V34L236 35L235 34ZM250 33V34H248L247 35V33ZM114 33L116 34V35H114ZM202 33L204 34V35H208L207 37L206 36H203L202 35ZM246 33V34H245ZM132 34V35H131ZM210 34V35H209ZM217 34V35H216ZM235 36H234V35ZM243 34V35H242ZM252 34V37L254 36V39H251L250 38V35ZM155 35H157V36H155ZM185 35V36H184ZM201 35L203 36V37H206V38H203V37H201ZM231 35V36H230ZM240 35V36H239ZM248 37H247V36ZM257 35V36H256ZM90 36V35H89ZM129 36H131V38L132 39H130L129 38ZM176 36V37H175ZM186 38V36L188 37V36H190V38L191 37H195L196 36V38H194V40L195 41H200V40H202V38L203 39H205L206 41L204 42L203 41V43H201V42H199V44H197L198 42H194L193 44H192V48L195 50V51H193L192 50V52H194L193 54L194 55H192V52H191V57L189 56V57H187L188 59H184V57H186V56H183L184 55V53H183V55H182V52H184L185 50H184V48H185V44H184V37ZM226 36H227V38H226ZM230 36V39L232 40H229V37ZM232 36H234V39L232 38ZM238 36V38H243V40L242 39H239V40H237L238 38H236ZM263 36V37H262ZM88 37V36H87ZM116 37V38H117ZM246 37V38H245ZM261 37V38H260ZM88 38H91V37H88ZM94 38V39H93ZM107 38H105V40H107ZM210 39V41H207V39ZM257 40H256V39ZM259 38H260V40H259ZM112 39V40H111ZM125 39V40H124ZM171 39V40H170ZM182 39V40H181ZM191 39H193V38H191ZM246 40V42H248L249 43V41L250 40H254V41H250L251 43L250 44H253V46L255 45V41H256V43H257V41L258 42H260V43H257L256 44V48L254 47L253 48V46L251 47H249L250 49H252V50H248L247 49V51H245V50H243L242 49V51H241V49H239L241 52H238V51H236L239 47H237V49L235 48L236 47V45H237V43L240 41V42H244L245 40ZM181 41V43H180V41ZM217 40V42H215V41ZM222 40V41H221ZM225 40V41H224ZM227 40V41H226ZM91 41V42H90ZM99 41H102V40H99ZM104 41V40H103ZM103 41L100 43V44H102V45H104L105 44V42L103 43ZM117 41H118V43H117ZM128 41H129V43H128ZM218 41H220V42H218ZM230 41V42H229ZM238 41V42H237ZM85 42H87V43H85ZM108 42V41H107ZM110 42H111V45H110ZM120 42V43H119ZM126 42V43H125ZM169 42V44H167ZM173 42H175V43H173ZM183 42V43H182ZM228 43V45H225L224 43ZM240 42L238 43V44H240ZM262 42V43H261ZM113 43H114V46H113ZM128 43V44H127ZM202 45H201V44ZM220 43V44H219ZM223 43V44H222ZM247 43V44H248ZM84 44H86V47H85V45ZM92 43H91V45H93ZM118 44V45H117ZM120 44H122V47L123 48H121V45ZM127 44V45H126ZM181 44V45H180ZM183 44V45H182ZM258 44H260V45H258ZM91 45H89V47L91 46ZM117 45V46H116ZM126 45V46H125ZM173 45H177V46H173ZM197 47H196V46ZM206 45V46H205ZM213 45H215V47L213 46ZM106 46V45H105ZM113 46V47H112ZM116 46V47H115ZM158 46V47H157ZM163 46V47H162ZM183 46V47H182ZM202 47V48H199V47ZM210 46V47H209ZM212 46H213V48H212ZM224 46V47H223ZM239 46V45H238ZM257 46H258V49H257ZM116 49H115V48ZM119 47V48H118ZM176 47V48H175ZM205 47H206V49H207V47H208V52H207V50H205V51H203L204 49H205ZM229 47V48H228ZM86 48V49H85ZM118 48V49H117ZM158 48V49H157ZM163 48V49H162ZM169 48V49H168ZM182 48V49H181ZM191 48V49H192ZM196 48V49H195ZM199 50H198V49ZM259 48L262 50H259ZM73 49V50H74ZM87 49H89V50H87ZM168 49V50H167ZM175 49H176V52H175ZM190 49V50H191ZM213 49V51H211ZM225 50V52L224 51H222V50ZM236 49V50H235ZM256 51H255V50ZM76 50H78V48L76 49ZM87 50V51H86ZM172 50V51H171ZM182 50V51H181ZM201 50V51H200ZM25 51V52H24ZM24 51H22L23 52V54L24 53H27V51L26 50H24ZM86 51V52H85ZM160 51V52H159ZM197 51V52H196ZM211 51V52H210ZM218 51V52H217ZM254 51L256 52V53H259V54H256V53H254ZM154 52V53H153ZM156 52V53H155ZM166 52V53H165ZM173 52H175V54L173 53ZM202 52H203V54H202ZM230 52V53H229ZM244 52V53H243ZM247 52H249V53H247ZM252 52H253V54H252ZM135 53H136V56L134 57V55H135ZM198 53V54H197ZM199 53H201V55L199 54ZM216 53V54H215ZM218 53H220V54H218ZM233 53V54H232ZM241 53V54H240ZM244 55H243V54ZM247 53V54H246ZM133 55V61H132V59H130L129 58V56L130 55ZM162 54H163V56H162ZM174 54V55H173ZM195 54H197V55H195ZM204 54H206V55H204ZM214 54V55H213ZM217 54H218V56H217ZM231 56H230V55ZM251 54L254 56V54L256 55V58L254 57L253 58V56L251 57L253 60V63H254V61H255V64H253L254 65V67H252L251 68V66H252V62H251V60H250V56H251ZM107 55V54H106ZM131 55V56H132ZM155 57H154V56ZM161 55V56H160ZM199 55H200V59L199 58H197V57H199ZM222 55V56H221ZM227 55H229L228 57H227ZM241 55V56H240ZM247 55H249V56H247ZM24 56H26L25 58H27V54L26 55H24ZM95 56V55H94ZM154 58H153V57ZM157 56H159V58L157 57ZM171 56H172V59H171ZM193 56H195V57H193ZM216 56V57H215ZM99 57H101V61L103 60V62H100V60H99V63H98V60H96L97 58L99 59ZM181 57V58H180ZM204 57H206V58H204ZM229 57H230V59H229ZM242 57V58H241ZM245 57H247V58H245ZM261 57V58H260ZM21 58V57H20ZM132 58V57H131ZM183 58V59H182ZM208 58H209V60H211V61H214V62H211V61H209L208 60ZM211 58V59H210ZM213 58V59H212ZM216 58V59H215ZM222 58V59H221ZM245 60H244V59ZM249 58V60H250V62L251 63H249L248 62V59ZM263 58V59H262ZM21 59H23V55H22V58ZM82 59V58H81ZM130 59V60H129ZM158 59H160V60H158ZM182 59V60H181ZM196 61H195V60ZM199 59V60H198ZM215 59V60H214ZM231 60V64H229V60ZM262 59V60H261ZM24 60V59H23ZM156 60H157V63H156ZM188 60V61H187ZM205 60H207V61H205ZM217 60V62H215ZM237 60V61H236ZM246 61V66H245V63H244V61ZM258 60V61H257ZM79 61V60H78ZM82 61V60H81ZM80 61V63H82ZM84 61V60H83ZM86 61V62H87ZM96 61V62H95ZM130 61H132V62H130ZM164 61V62H163ZM170 61V62H169ZM181 61V62H180ZM197 61H199V63L197 62ZM208 61H209V64H208ZM240 61V62H239ZM134 62V63H133ZM158 62H159V64H158ZM169 62V63H168ZM222 62H223V64H222ZM227 62H228V64H227ZM83 63H85V61L83 62ZM82 63V64H83ZM101 63H103L104 64V66H106V67H104L103 66V64H101ZM156 63V64H155ZM214 63V64H213ZM25 64V62H23V68H24V70L26 69L24 66ZM111 64V65H110ZM134 64V65H133ZM163 64V65H162ZM169 64V65H168ZM172 64V65H171ZM181 64V65H180ZM189 66H188V65ZM195 64V65H194ZM203 65L204 64V66H200V65ZM208 64V65H207ZM219 64H222V66L221 65H219ZM238 64V65H237ZM263 64V65H262ZM21 65V66H22ZM84 65V64H83ZM91 65H93V66H91ZM110 65V66H109ZM156 65H157V67H156ZM187 65V66H186ZM223 65H224V67H223ZM256 65V66H255ZM85 66H83L82 68L83 69H86V68H84ZM192 66V67H191ZM225 66H227L228 68H226ZM229 66H230V68H229ZM232 66V67H231ZM27 67V66H26ZM112 67V68H111ZM118 67V68H117ZM167 67V68H166ZM168 67H170V68H168ZM177 67V68H176ZM188 68V69H186V68ZM204 67V68H203ZM223 67V68H222ZM250 67V68H249ZM23 68H21V70L23 69ZM107 68H109L108 70H106ZM114 68H117V69H114ZM227 70H226V69ZM254 68H257V69H254ZM112 69V70H111ZM159 69V70H158ZM168 69H173V70H168ZM190 69V70H189ZM217 69V70H216ZM222 69H223V71H222ZM224 69H225V71H224ZM231 69H232V71H231ZM239 70V71H237V70ZM115 70H117V71H119L120 73H118V74H121V75H118L117 74V71H115ZM177 70V71H176ZM178 70H179V72H178ZM186 70H187V72H186ZM189 70V71H188ZM218 70H220V71H218ZM244 70V71H243ZM254 70V71H253ZM258 70V71H257ZM23 71V70H22ZM112 71H114L115 72V75H113L114 74V72H112ZM167 71V72H166ZM165 74H164V73ZM193 72V73H192ZM206 72V73H205ZM208 72V73H207ZM222 72V73H221ZM243 72V73H242ZM257 72H259V73H257ZM108 73V74H107ZM159 73V74H158ZM171 73V74H170ZM187 73V74H186ZM238 73V74H237ZM26 74V73H25ZM27 74H28V72H27ZM92 74H94V76L92 75ZM105 75V77L103 78V79H101L102 78V75ZM112 74V75H111ZM196 74V75H195ZM197 74H199V75H197ZM212 74H213V80H211V79H209L210 77L212 78ZM220 74V75H219ZM224 74H227V75H224ZM235 74H236V76H235ZM29 75V74H28ZM28 75H26V76H28ZM90 75V74H89ZM110 75V76H109ZM118 76V78H120V79H118L117 78V76ZM165 75V76H164ZM193 75V76H192ZM205 75V76H204ZM245 75H247L250 79H251V82H250V80L248 79V77H246L245 78ZM261 77H260V76ZM107 76H109V77H107ZM171 76H172V78H171ZM185 76H186V78H185ZM200 76V77H199ZM210 76V77H209ZM224 76V77H223ZM229 76V77H228ZM242 76V77H241ZM256 76H258V77H260V78H256ZM30 77V76H29ZM115 77V79H113ZM164 77V78H163ZM198 77V78H197ZM204 77H205V79H204ZM28 78V77H27ZM117 78V79H116ZM180 78V79H179ZM187 78H189V79H187ZM194 78H195V81H194ZM200 78V79H199ZM207 78V79H206ZM232 78H233V80H232ZM238 78H239V80H240V78H244L245 80H240V81H242V83L238 80ZM253 78V79H252ZM256 78V79H255ZM29 79V78H28ZM123 79V80H122ZM153 79V80H152ZM166 79V80H165ZM182 79V80H181ZM187 79V80H186ZM191 79V80H190ZM217 79V80H216ZM261 79V80H260ZM104 80V81H103ZM165 80V81H164ZM189 80V81H188ZM219 80V81H218ZM227 80H229V81H227ZM230 80H232V81H230ZM237 80L239 81V82H237ZM254 80V81H253ZM99 81V82H98ZM107 82V84H106V82ZM120 81H121V84H120ZM123 81H124V84L126 83V85H124L123 86ZM158 81V82H157ZM221 81V82H220ZM235 81H236V83H237V87H236V83H235ZM243 81H245L244 83H243ZM247 81L249 82V83H247ZM177 82V83H176ZM200 82V83H199ZM210 82V83H209ZM227 82H229V83H227ZM235 83L234 85H233V87L234 88H232V83ZM259 82V83H258ZM169 83V84H168ZM181 83H182V85L183 86H186L185 88L188 90V91H191V88H192V91H193V94H194V91H195V98H196V101H197V103L198 102H200V103H198V106L199 105H205V107H204V109L206 108V105L207 106H210L209 108H211V109H209L208 107L206 108V109H208V110H204V112H202V109H203V107L202 106H200V107H202V108H195V109H197L198 110V112H196L195 110H193V111H195V113H193V111H192V113H191V111L189 112L188 110H184V109H186L185 108V106L181 103V101L179 102H177V99H176V101H175V98L173 99V96L171 97V95H174V97H175V95H176V89H178V85L179 86H182L181 85ZM185 83H186V85H185ZM227 83V84H226ZM242 85H241V84ZM247 83V84H246ZM255 83H257V84H255ZM87 84V83H86ZM120 84V85H119ZM173 84V85H172ZM178 84V85H177ZM189 84V85H188ZM208 84H209V86H208ZM225 84V85H224ZM238 84L240 85V86H238ZM244 84V85H243ZM88 85V84H87ZM100 85V86H99ZM121 85L123 86L122 87V90H126V91H122L121 90V88H119V87H121ZM171 85L173 86V88H171ZM175 85L177 86L176 88H174L175 87ZM202 85V86H201ZM230 85V86H229ZM246 85H248V86H246ZM92 86H98V89L96 88V87H92ZM125 86H126V89H125ZM165 86V87H164ZM169 86V87H168ZM182 86V87H183ZM192 86V87H191ZM212 86V87H211ZM214 86V87H213ZM218 86V87H217ZM223 86V88H220V87H222ZM254 86H255V88H254ZM88 88L87 89H89V87L90 86H87ZM167 87H168V89H167ZM190 89H189V88ZM225 87V88H224ZM228 87H229V89H228ZM256 87H258V88H256ZM85 88H86V86H85ZM85 88H84V90H85ZM91 88H90V90H91ZM206 88V89H205ZM211 88H213V90H211ZM244 88V89H243ZM86 89V90H87ZM156 89V90H155ZM159 89V90H158ZM171 89H174L173 91H171ZM209 89H210V91H209ZM215 89V90H214ZM119 90H121V92L119 91ZM132 90H133V92H135V93H133L132 92ZM197 90H199V91H197ZM231 92H230V91ZM232 90H235V91H232ZM238 90V91H237ZM243 90V91H242ZM252 90H254V91H256V93L252 96ZM87 91H89V90H87ZM92 91V90H91ZM93 91V92H94ZM224 91V92H223ZM85 92L86 91H84V94H85ZM167 92V93H166ZM201 92H202V94H203V92H204V94H206L204 97L207 99L206 101H205V103L207 102H210V100L212 101V103H210L211 105H209V104H203L202 103V101H204V100H202V97H203V95L201 94ZM244 93V95L245 96H243V93ZM252 92V93H251ZM263 92V93H262ZM129 93V94H128ZM197 93V94H196ZM199 93L201 94L200 96H199ZM212 94L211 96L209 95V94ZM225 94V96H224V94ZM237 93V94H236ZM94 93H93V95H95ZM133 94V95H132ZM192 94V93H191ZM227 94V95H226ZM261 94H262V96H261ZM87 95V94H86ZM125 95L127 96V97H125ZM128 95H129V98H135L136 100H135V102H133L132 100H130L129 98H128ZM132 97H131V96ZM135 95H137V98H136V96ZM169 95V96H168ZM230 95V96H229ZM234 95H236V96H234ZM248 95V96H247ZM251 95V96H250ZM100 96V97H99ZM105 96V97H104ZM167 96V97H166ZM206 96H208V98L206 97ZM213 96V97H212ZM243 96V97H242ZM250 96V97H249ZM259 96H261V97H263V98H261V97H259ZM210 97H211V99H210ZM221 97V98H220ZM229 97V98H228ZM235 97V98H234ZM171 98L173 99V104L171 103L172 102V100H171ZM204 98V99H205ZM212 98H213V100H212ZM219 98V99H218ZM233 98H234V100H233ZM241 98V99H240ZM250 102H248V101H245L244 102V100H246V99ZM102 99V100H101ZM128 99V100H127ZM159 99H160V101H159ZM166 99H167V102H166ZM218 99V100H217ZM237 99H239V100H237ZM251 99V100H250ZM258 99H260V101L258 100ZM262 99V100H261ZM129 100H130V102H129ZM200 100V101H199ZM202 100V101H201ZM230 100V101H229ZM195 101V102H196ZM228 101H229V103H228ZM231 101H232V104H230L231 103ZM234 101V102H233ZM244 102L243 104H242V102ZM259 101V102H258ZM47 102H50V101H47ZM96 102V104H98ZM133 102V103H132ZM175 102H177V103H175ZM217 102H218V104H217ZM239 102H241L239 105L240 106H238V103ZM246 102H248L247 103V105H245L246 104ZM257 102V105L255 104V103ZM260 102H261V104H260ZM164 103V104H163ZM197 103H196V106H197ZM182 106H181V105ZM228 104H230V105H228ZM236 104H237V106H236ZM117 105V106H116ZM118 105H119V107H118ZM226 105V106H225ZM231 105H232V107H231ZM99 106V105H98ZM100 106V107H101ZM121 106V107H120ZM125 106V107H124ZM172 106V107H171ZM177 108H176V107ZM184 106V107H183ZM213 106V107H212ZM242 106V107H241ZM245 106H250V108H248V107H246L245 109H243ZM254 106V107H253ZM260 106V107H259ZM262 106V107H261ZM52 107V106H51ZM97 107V106H96ZM104 107V108H103ZM115 107V109H119L120 110V112H118L117 110V112L114 114L113 112H115V110L113 109V108ZM168 107H170V108H168ZM230 107V108H229ZM240 107V108H239ZM253 107V108H252ZM99 108V107H98ZM106 108V109H105ZM124 108V109H123ZM127 108V109H126ZM178 108H180V109H178ZM183 108V109H182ZM213 108V109H212ZM59 109H61V108H59ZM59 109H56V111L58 112H56L57 113V115H55V117H58V118H56V119H58L57 121L59 122V123H56L57 121L56 120H54V121H56L55 123L56 124H60V127L58 128V129H63L65 126H63L62 127V125H64L62 122H64L65 120H66V114H64L65 113V111H63L64 109L62 108L61 109V111L59 110ZM123 111H122V110ZM132 109H133V111H134V109H135V112H133L132 111ZM138 111H137V110ZM165 109H166V111H165ZM171 109V110H170ZM237 109H240V111H238ZM243 109V110H242ZM247 109H248V112H246L247 111ZM249 109H250V111H249ZM255 109V110H254ZM114 110V111H113ZM139 110H141V115H140V112H139ZM176 110H178L177 112H176ZM179 110H180V112H179ZM184 110V111H183ZM200 110V111H199ZM212 112V114L210 113V111ZM229 110V111H228ZM259 110H260V112H259ZM55 111V110H54ZM109 111H110V109H109ZM125 111V113H122V112H124ZM129 111L131 112V114L129 113ZM137 111V112H136ZM150 111V112H149ZM170 111V112H169ZM171 111H173L174 113L176 112V114L177 113H180L179 115H178V117H180L179 119H181L180 121L181 122H179L178 123V121H175V120H173L172 118H170L169 119V117H171L170 116V114H169V117H167L168 115V113H171ZM186 111V112H185ZM206 111V112H205ZM226 111V112H225ZM254 113H253V112ZM108 112V111H107ZM143 112H146V114H144ZM156 112L158 113V115L156 114ZM161 114H160V113ZM228 112V113H227ZM230 112V113H229ZM233 112H234V114H233ZM236 112H238V113H236ZM243 112L245 113V114H243ZM250 112V114L248 115L247 113H249ZM252 112V113H251ZM136 113V114H135ZM138 113V114H137ZM164 113H165V117L163 116L162 117V114L164 115ZM214 113H216V114H214ZM218 113V114H217ZM222 113V114H221ZM228 115H227V114ZM263 113V114H262ZM110 114L113 116V114L115 115V116H110ZM120 114V115H119ZM143 114V115H142ZM152 114H155V116H153ZM172 114V113H171ZM199 114V115H198ZM209 114V115H208ZM211 114V115H210ZM262 114V115H261ZM127 115V114H126ZM133 115V116H132ZM145 115H150V116H145ZM182 115V116H181ZM195 115V116H194ZM197 115V116H196ZM205 115H208V116H205ZM214 115H216V116H214ZM220 115V116H219ZM226 115V116H225ZM247 115H248V117H247ZM121 116V117H120ZM146 118H145V117ZM151 116H153L152 118H151ZM210 116H213V117H211L210 118ZM228 116H229V118H228ZM235 116V117H234ZM130 117H128L129 118V121H130ZM148 117V118H147ZM167 117V118H166ZM217 117V118H216ZM222 117V118H221ZM242 117V118H241ZM82 120H83V122H88V118H84V117H80ZM134 118V117H133ZM137 118V117H136ZM151 118V119H150ZM208 118V119H207ZM217 120H216V119ZM221 118V119H220ZM228 118V119H227ZM60 119V120H59ZM118 119V120H119ZM160 118H158V120H160V121H163V120H161ZM167 119H169V121H167ZM172 119V121H175V122H172V121H170ZM185 119V121L187 120L189 123H187V121L185 122V121H183ZM219 119V120H218ZM239 119H241V120H239ZM257 119V120H256ZM111 120V119H110ZM111 120V121H112ZM124 120V119H123ZM122 120V122H123V124H125L126 123V120H127V118L125 119V121H123ZM155 120H157V118L155 119ZM212 120V122H209V121H211ZM233 120V121H232ZM114 121V120H113ZM112 121V122H113ZM120 121V120H119ZM118 121V122H119ZM196 121H198V122H196ZM203 121V122H202ZM229 121H231V123H229ZM236 121V122H235ZM238 121H240V122H238ZM85 122V123H86ZM114 122H117L116 120L114 121ZM134 122L136 123L137 121L135 120L134 121V119H133V121L131 122H128L129 124L131 123H133L132 125H130V127L132 126H134ZM137 122V123H138ZM194 122V123H193ZM217 122H219V123H217ZM149 123V122H148ZM152 123V122H151ZM192 123V124H191ZM210 123V124H209ZM233 123H235V126L233 125ZM120 124H121V122H120ZM127 124V123H126ZM139 124V123H138ZM162 124H163V122H162ZM136 125V124H135ZM139 125V126H140ZM153 125V124H152ZM189 125V126H188ZM203 125V126H202ZM222 125V126H221ZM227 125V126H226ZM232 125V126H231ZM55 126H57L58 127V125H55ZM138 126V125H137ZM137 126H134V127H136V128H140V129H142L141 127H137ZM225 126V127H224ZM56 127V128H57ZM124 127H125V125H124ZM177 127V129H175ZM200 127V128H199ZM206 128V130H205V128ZM213 127V128H212ZM146 130H145V129ZM225 128H227V129H225ZM55 129V128H54ZM155 130H156V128H154ZM205 130V132H204V130ZM220 129V130H219ZM136 130V129H135ZM139 130V129H138ZM155 130H152V132L153 133H155L154 131ZM231 130H233V131H231ZM143 131H142V133H143ZM149 132V131H148ZM171 132V133H170ZM175 132V133H174ZM208 132V133H207ZM212 132V133H211ZM214 133V134H213ZM224 133H225V135H224ZM227 133V134H226ZM230 133V134H229ZM253 133V134H252ZM261 133V134H260ZM174 134V135H173ZM177 134V135H176ZM140 135H143V134H140ZM164 135L165 136H168V137H166L165 139H163L164 138ZM209 135V136H208ZM214 135V136H213ZM229 135H231V136H229ZM246 135V136H245ZM44 136V135H43ZM179 136V137H178ZM140 137V136H139ZM173 137H176V138H173ZM177 137H178V139H177ZM183 137V136H182ZM181 137V138H182ZM218 137V138H217ZM223 137V138H222ZM243 137V138H242ZM141 139L142 138H144V136L142 137H140ZM151 138H154V139H152V140H154L155 142H152L151 141ZM211 138H213V139H211ZM233 138L236 140V138H237V140L239 141V143L241 142V140L243 141V144H244V141H245V139L244 138H246L247 140H248V142H250V146H251V144H253V151L255 152V153H252L253 155L255 154L256 156H254V157H252V154H250V153H248V152H246V154L248 153V154H250V156L249 155H247V156H249V157H251V158H249V160H247V162H249L248 164V169H247V171H246V173H247V175H246V173H245V175L247 176L246 178H248V180L250 179V178H252V179H250L251 181H252V183H254L255 182V186L257 187H259V190H258V188H257V192H259V193H257L256 192V189L255 188H253L254 187V185L251 183L250 185H253V186H250V187H252L253 189L252 190H254L255 189V191H253V192H255L256 194H251L252 195V197L250 196V192L248 193V195H249V197L247 196V195H245L244 193H242V189L244 188V186H240L242 189H239L240 187H232L233 185H237V184H233V182L234 183H237L238 181L235 179L236 177H234V176H232V177H234V180H232L233 178H230L231 176V167L230 166H228V164H226L227 163V159H225V158H227L226 156H228V154H229V152L230 151H227V149L225 150V151H227L228 153H226V154H224V153H222V151H224V147H222V146H220V147H218L219 145H217V143L219 142V141H223L222 143H221V145H223L224 146V144L227 146V144H228V146L227 147H229V145L231 146H233V145H237V147L236 148H238L240 145H238L239 143L237 142V141H234L233 140ZM215 139H217V141L215 140ZM239 139H241V140H239ZM164 140V141H163ZM167 142H166V141ZM177 140V141H176ZM212 140V141H211ZM235 142V143H232L233 141ZM247 140H246V142H247ZM98 140H94V143H96ZM100 141V140H99ZM98 141V142H99ZM171 141V142H170ZM179 141H181V143H182V141L184 142V138H183V140H181V139H179ZM206 141V142H207ZM209 141L211 142V143H209ZM98 142H97V145H98ZM110 142V141H109ZM225 142V143H224ZM245 142V143H246ZM99 143H101V141L99 142ZM102 143H104V141L102 142ZM155 143V144H154ZM161 143V144H160ZM178 143V142H177ZM224 143V144H223ZM232 143V144H231ZM238 143V144H237ZM201 144H204V146H201ZM219 144H220V142H219ZM181 145L182 144H180V145H177L179 148H183V147H181ZM184 145V144H183ZM190 145V146H189ZM73 146V145H72ZM212 146V147H211ZM225 146V147H226ZM74 147V146H73ZM190 147V148H189ZM191 147L192 148H194V149H191ZM202 147H204V148H202ZM218 147V148H217ZM222 147V148H221ZM213 149V151H211L212 149ZM219 150V148L221 149V151H218L217 149ZM224 148V149H223ZM233 147H230V149H232ZM235 148V147H234ZM233 148V149H234ZM243 148H244V146H243ZM262 148V149H261ZM181 149L179 150V151H181ZM209 149H210V151H209ZM223 149V150H222ZM229 149V148H228ZM240 149V148H239ZM238 149V150H239ZM199 150H201V151H199ZM203 150V151H204ZM205 150V151H206ZM237 150V149H236ZM262 150V151H261ZM179 151H176V152H178V153H175V156H177L176 154H179ZM186 152L185 151V147H184V151H183V153L181 154L182 156H180V159H178V162H179V160H181V159H187V158H189V157H191L192 156V153L191 152ZM252 151V152H253ZM257 151V152H256ZM260 151V152H259ZM197 152V153H196ZM220 152V153H219ZM244 152V153H245ZM249 152H251V150L249 151ZM185 153V154H184ZM187 153H189V154H187ZM191 153V154H190ZM243 153V152H242ZM244 153H243V155H244ZM257 153V154H256ZM262 153V154H261ZM137 154L139 155V156H141L142 155V151H139V152H137ZM183 154H184V156H183ZM195 154H193V157H195L194 155ZM222 154H223V156H222ZM259 154L260 155H262V156H259ZM137 155V156H138ZM187 155H188V157H187ZM190 155V156H189ZM202 155V157H207V156H203ZM209 155V154H208ZM216 155H215V157H216ZM211 156H213V155H211ZM210 155H209V157H211ZM245 156V155H244ZM174 157V156H173ZM179 157V156H178ZM184 157H187V158H184ZM192 157V158H193ZM201 157V158H202ZM223 157H225L224 159H223ZM258 157V158H257ZM191 158V159H192ZM198 158V159H197ZM196 159L197 160H199V157H197ZM208 158V157H207ZM216 158H218V157H216ZM246 158H248V157H246ZM255 158V159H254ZM195 159V161H197ZM222 159H223V161H222ZM234 159V158H233ZM259 159V160H258ZM183 160H181L182 162H183ZM188 160V159H187ZM189 160H190V158H189ZM179 162V163H182V162ZM200 162H201V160H199ZM202 161H204V159L202 160ZM185 162V161H184ZM198 162V161H197ZM261 162V163H260ZM263 162V163H262ZM183 164V163H182ZM257 165V166H256ZM259 165H260V167H259ZM230 167V168H229ZM227 168H229V169H227ZM96 169V168H95ZM256 169V170H255ZM261 169V170H260ZM97 171H98V167H97V169H96ZM95 170V171H96ZM134 170V169H133ZM227 170H229L230 171V173L228 174V172L229 171H227ZM93 171V170H92ZM135 171V170H134ZM138 172V174L136 173V171H135V173H136V175H139L140 173H141V170H139V171H137ZM140 172V173H139ZM95 173H97V172H95ZM249 173V174H248ZM99 174H101V173H98V178H95V179H99L101 182L103 181V177L101 178V175H99ZM129 173H128V170H126L125 171V173L123 174L125 177V179H123V181L125 180V185H124V182H123V185H124V189L122 188H120L122 191H120V194H118V195H120L121 196V198H120V196H118L119 197V199L117 200V203L115 204L116 205V207H110L109 209V213L111 214V217H112V213H113V215H115L114 213H116V217H117V221H115V225L117 226L115 229H118L119 228V230H117V231H119V232H123L124 234H125V238H127L128 239V237H129V239L131 238H133L132 239V241L136 238L137 239V237H139L138 239H137V241H140L141 240V243L139 242V244H138V242H137V247H140V244H143L145 241H144V239H145V237H152L151 235H153V236H159L158 235V233L159 232H166V227L164 226V225H162V223L161 224H157V227H156V224L155 225H152V223H151V227L149 226V227H146V228H138V229H136L135 227H134V225H133V221L135 222V220L134 219H136V215L135 216H133V217H135V218H133L132 219V215H134V214H136L138 211L139 212H141V209H142V213H138V216H140V215H145V216H143V217H146V215L147 214H144L143 213V210H144V207L145 206H143V205H146L145 204V201L144 202H142L141 200L139 201L140 203L142 202V204H140L139 203V205L137 206V202H134V200L136 199L137 201H138V199L135 197V196H138L139 195V192H140V189H139V191L138 190H135V187H136V185H134V186H132V184L130 185V183H128V177H129V175H128ZM238 174H240V172H238ZM135 175V177L137 178V176ZM214 175H216L217 176V178L214 176ZM229 175V176H228ZM244 175V176H245ZM1 176V178H2V176L3 175H0ZM224 176H225V178H227V179H229V181H228V185L227 186H224V184H222L223 182H227L226 181V179H224ZM249 176V177H248ZM253 176V177H252ZM257 176V177H256ZM90 177H91V175H90ZM123 177V176H122ZM139 177V176H138ZM216 179H215V178ZM81 178V177H80ZM79 178V179H80ZM135 178V179H136ZM203 178V177H202ZM214 178V179H213ZM2 179H5V176H3V178ZM46 179V178H45ZM48 179V178H47ZM46 179V180H47ZM85 179V178H84ZM94 179V180H95ZM189 179H190V181H189ZM189 179H185L184 180V183H182L183 184V186H184V184H185V182H186V184L188 183V182H192V178H189ZM82 180H83V178H82ZM90 180H91V178H90ZM97 180H96V182H97ZM137 180H138V178H137ZM193 180H195V178H193ZM216 180V182L217 183H219L220 184V181H223L222 183H221V186L218 184V186H220V187H222V185H223V189L225 190V188H226V190L225 191H227L228 193H226L225 191L223 192L217 185V187H218V189H215V188H217V187H213L214 185H213V183H215L214 181ZM225 180V181H224ZM231 180L233 181L232 183H231ZM241 180V179H240ZM239 180V181H240ZM49 181V182H48ZM48 181H45L46 182V184L44 183V181L42 182V184H41V186L40 187H43V188H46L47 186L50 188V187H52L53 186V183L50 181V180H48ZM78 181V180H77ZM81 181V180H80ZM85 181V180H84ZM87 181V180H86ZM85 181V182H86ZM91 181H93V180H91ZM188 181V182H187ZM212 181H213V183H212ZM242 181V180H241ZM240 181V182H241ZM83 182V181H82ZM84 182V183H85ZM95 181H93V184L95 183V184H97ZM101 182H99L100 184H101ZM129 182H131V181H129ZM212 183V186H211V183ZM229 182H230V184H229ZM84 183H82V184H84ZM87 183V182H86ZM6 186L5 187H7L8 186V183H4ZM3 183H0V185H4ZM79 184V183H78ZM81 183H80V186L82 185ZM91 184H92V182H91ZM92 184V185H93ZM102 184H103V182H102ZM185 184V185H186ZM209 186V188L211 187L212 189H214V190H218L219 191V189H220V191H221V193H219V195L217 194L218 193V191H209V192H211V193H215V194H217L216 195V200H212V196L214 197L215 195H211V197L210 196H208V198L209 199H211L212 201H216L215 202V204H214V202H212V207L210 208V206H211V203H210V200H208L207 198H206V196H205V199H202V197H203V195L204 194H206V187H207V189H209L208 188V186ZM231 184H232V186H231ZM45 187H44V186ZM87 185V184H86ZM86 185H84V186H86ZM92 185H90V188H91V186ZM188 185V184H187ZM226 185V184H225ZM79 186V185H78ZM83 186V185H82ZM84 186L83 187H80V188H84ZM94 186V185H93ZM199 186V187H200ZM47 187V188H48ZM225 187V188H224ZM249 187V186H248ZM1 188V187H0ZM192 188H195L199 193H200V191H201V189L202 190H205V193L202 195L201 193L199 194V193H196L197 191L195 190V189H193V190H195V191H193L192 190ZM205 188V189H204ZM234 188V189H233ZM237 188V189H236ZM89 189V188H88ZM91 189H93V188H91ZM137 189V188H136ZM211 189V190H212ZM84 190H85V188H84ZM87 190V189H86ZM210 190V189H209ZM231 192H230V191ZM239 190V191H238ZM245 190L246 191H248V189H246V186H245ZM42 191H43V189H42ZM88 191H90V190H88ZM191 191H192V194H191ZM219 191V192H220ZM240 191H241V193H240ZM243 191H244V189H243ZM45 192V191H44ZM87 192V191H86ZM239 192V193H238ZM91 193V192H90ZM203 193V192H202ZM208 193V192H207ZM237 193V195H235ZM132 194V195H131ZM231 194H234V196L233 195H231ZM244 194V195H243ZM258 194V195H257ZM262 194V195H261ZM133 196L132 198H131V196ZM143 195V194H142ZM145 195V194H144ZM143 195V196H144ZM197 195H199V198L197 197ZM201 195H202V197H201ZM241 195V196H240ZM243 195V196H242ZM254 195H256V197L254 196ZM143 196H142V198H143ZM229 198V200H228V198ZM126 197H128V198H131V200L130 199H128L129 201H127L126 200ZM201 197V198H200ZM220 198V200H218L219 198ZM237 199H236V198ZM260 199H259V198ZM133 198H135V199H133ZM180 198H181V206L184 204L183 202H185V201H187V200H183V199H185V198H183V197H179V202H180ZM193 198H191V200H193ZM196 198H198V199H196ZM204 198V197H203ZM215 198H213V199H215ZM218 198V199H217ZM232 198V199H231ZM240 198V199H239ZM244 198V199H243ZM247 198V199H246ZM259 200H258V199ZM160 199V198H159ZM209 201V203L208 202H206L207 200ZM225 199V200H224ZM248 199H250L249 201H247ZM255 199V200H254ZM120 200V201H119ZM126 200V201H125ZM135 200V201H136ZM170 200V199H169ZM168 200V201H169ZM204 200H206V201H204ZM227 200V201H226ZM251 200H253V201H251ZM261 200H262V202H261ZM81 201H83V200H81ZM204 201V202H203ZM223 201H226L225 203L223 202ZM238 201H239V204H238ZM242 201V203H240ZM245 201H247V202H245ZM85 202V201H84ZM84 202H82V203H84ZM169 202H172V201H169ZM219 202V203H218ZM236 202V203H235ZM245 202V203H244ZM251 202H252V205H251ZM81 203V204H82ZM119 203V204H118ZM134 203V204H133ZM147 203V202H146ZM183 203V204H182ZM203 203V204H202ZM206 203V204H205ZM232 203V204H231ZM250 203V205L249 206H251V207H249V209H248V207H247V205ZM254 203V204H253ZM86 204V203H85ZM134 206H133V205ZM135 204H136V206H137V208H136V206H135ZM171 206L172 205H174V203L172 202V203H169ZM185 204H186V202H185ZM190 204V205H189ZM192 204V205H191ZM204 204H205V206H206V208H204L205 206H204ZM226 204V205H225ZM244 204H245V206H244ZM247 204V205H246ZM69 205V204H68ZM200 206V208H199V206ZM204 207H203V206ZM219 205H220V207L222 208H220L219 207ZM223 205V206H222ZM227 205H229V206H227ZM242 205V206H241ZM254 205H256V207H257V209H256V207L254 206ZM85 206V205H84ZM83 206V208L84 209H87V213H86V211H83V210H81V211H79V216H80V218L79 219H82V220H84L85 222H87L86 220H90L89 222H88V225L92 222V221H94L95 222V225L97 224L98 226H100L101 224L99 223L100 221H99V218H97V216H99V214L98 215H96L95 214V216L94 215H92V213H91V211L85 206L84 207ZM155 206H157V205H155ZM194 206V207H193ZM231 206H232V209H231ZM68 207V206H67ZM70 207V206H69ZM69 207H68V209H69ZM169 207V206H168ZM172 207H174V206H172ZM183 207H184V205H183ZM198 207L199 209H196V208ZM215 208V209H212V208ZM224 207V208H223ZM229 208L228 210H227V208ZM234 207V208H233ZM241 209H239V208ZM258 207H260L259 209H258ZM133 208H135V210H136V212H135V210L134 211H132L133 210ZM195 208V209H194ZM207 208H208V210H207ZM217 208V209H216ZM251 208V209H250ZM253 208H255V209H253ZM148 209V207H147V205H146V207H145V210H144V212L146 211ZM178 209L180 210V208H178L177 207V209H174V212L177 210L178 211ZM202 209V210H201ZM211 209H212V211H211ZM226 209V210H225ZM234 209H236L237 210V212H239V210H240V216H242L243 214L244 215H247V214H249V218L252 216V217H254V215L256 214L257 216H255V218H253V220H252V218L250 219V222L246 219L245 220V217L246 218H248L247 216H245L243 219H244V222H246V221H248L249 223H248V225H250L249 226V232H247L248 230V228L245 230L247 233H250L251 232V229L253 230L252 232H254V235L253 234H251L250 233V235L251 236H247V234L246 233H243V232H239L237 229H236V227H237V222H233V221H231L230 223H232L233 225L232 226H234V225H236V226H234L233 227V230H231L232 228H230V227H227L228 229H226V228H224L225 226H223V227H221L222 226V224L224 225H226L227 223H229V222H227V221H225V220H222L223 218L225 219L226 218V212H227V215H228V213L229 214H231L232 215V213L233 212H235V210ZM239 209V210H238ZM245 209V210H244ZM247 209V210H246ZM66 211H67V214H66V211H64V215L65 216H63V217H65V219H62V220H64V222L62 221V220H60L61 222H63V223H61L60 221H58V226H59V231H60V235L62 234L63 235V238L64 239H61L62 238V235L60 236V235H58L59 237H60V243L63 241V240H65V239H67L68 238V236H66V235H68V233H66V231L65 230H68V228H67V226L69 225H65V220L66 219H69L70 217L72 218V216H70V214H69V212H68V210L67 209H65ZM113 212H112V211ZM253 210V211H252ZM84 212V213H81V212ZM173 211V210H172ZM171 211V212H172ZM177 211H176V213H177ZM183 211V210H182ZM203 213H202V212ZM211 211V212H210ZM233 211V212H232ZM248 211H249V213H248ZM252 211V212H251ZM256 211H258V213L256 212ZM91 214H90V213ZM131 212H133L132 214H131ZM147 212V211H146ZM145 212V213H146ZM170 212V211H169ZM191 212H192V210H191ZM213 212H214V214H213ZM217 212L219 213V216H218V214H217ZM221 212V213H220ZM246 212H247V214H246ZM183 213V214H182ZM216 213V214H215ZM243 213V214H242ZM259 213L261 214L260 216H258L259 215ZM130 214V215H129ZM170 214V213H169ZM196 214V215H195ZM221 214V215H220ZM223 214V215H222ZM76 216L75 217V219H73L72 218V221H71V223H73L74 224V222H76L77 220H76V218L77 217H79V216ZM171 215V217H172V214H170ZM230 215V216H231ZM239 215V214H238ZM251 215V216H250ZM68 216H70L69 218H68ZM129 216H131V219H130V217ZM212 216V217H211ZM216 216H217V218H216ZM221 216V217H220ZM230 216H228L229 218H230ZM67 217V218H66ZM115 217V218H116ZM198 217V218H197ZM227 217V218H228ZM71 218L69 219V220H71ZM113 218V217H112ZM112 218L110 219V222H112V224L114 223L113 221H112ZM115 218H114V220H115ZM173 218L174 219H176V220H173L176 224L177 223H179V225H184V226H187L188 225V223H189V220L187 219V217H185V215H184V212H181V211H179L177 214H175L174 213V216H173ZM172 218V219H173ZM208 218V217H207ZM207 218L205 219V221H204V223L207 221ZM222 218V219H221ZM78 219V221L80 222V223H82L81 221L82 220H79ZM108 219H109V217H108ZM128 219V220H127ZM216 219V220H215ZM218 219V220H217ZM219 219H221L220 221H219ZM73 220H75V221H73ZM131 220H133V221H131ZM183 220V221H182ZM216 221V222H214L215 224L214 225H212V223H213V221ZM77 221V224L79 223ZM188 221V222H187ZM225 223H224V222ZM262 221L264 222V220L262 219ZM85 222H83V223H85ZM93 222V223H94ZM130 222H132V223H130ZM218 222H220V223H218ZM227 222V223H226ZM60 223V224H59ZM79 223V224H80ZM93 223H91L92 225H93ZM61 224H62V226H61ZM76 224V223H75ZM187 224V225H186ZM247 224V223H246ZM72 225V224H71ZM132 227H131V226ZM178 225V224H177ZM182 225V226H183ZM211 225V226H210ZM248 225H246V227L248 226ZM64 227V228H61V227ZM74 226H77V225H74ZM78 226H80V225H78ZM94 226V225H93ZM98 226H95V227H97L98 229L100 228V227H98ZM163 226V227H162ZM205 226V225H204ZM102 227V226H101ZM115 227V226H114ZM134 227V228H133ZM158 227H159V229H158ZM201 227H203L202 225H201ZM206 227V226H205ZM204 227V228H205ZM79 227H77V229H78ZM81 228V227H80ZM148 228V229H147ZM204 228H202V229H204ZM207 228V227H206ZM205 228V229H206ZM65 229V230H64ZM97 229V230H98ZM134 229V230H133ZM147 229V230H146ZM234 229H236V230H234ZM64 230V231H63ZM71 230V229H70ZM70 230H68L67 232H69ZM100 230V229H99ZM99 230H98V232H99ZM133 230V231H132ZM160 230H163V231H160ZM255 230V231H254ZM59 231L57 232L58 234H59ZM61 231H63L64 232V234L63 233H61ZM81 231H84L83 230V228H81ZM203 231H202V233H203ZM217 231V232H216ZM222 231L225 233V234H223L222 233ZM121 232V233H122ZM227 232V233H226ZM230 232V233H229ZM233 232V233H232ZM237 234H239V235H237ZM239 232V233H238ZM65 233H66V235H65ZM198 232H196V233H193V234H188V236L189 237H187V234L186 235H184V236H182L183 238V240L185 239V240H187V241H190V243H192V241L194 242V241H196V242H199V240L197 239V237H198V234H197ZM210 233V234H209ZM231 233L234 235V236H236V237H234L233 235H231ZM124 234H123V236H124ZM148 234H150V236H146V235H148ZM209 234V235H208ZM222 234V235H221ZM236 234V235H235ZM245 236H244V235ZM89 235V234H88ZM140 235H141V237H140ZM145 235V236H144ZM224 235H227L226 236V239H224L225 237H223ZM231 235V236H230ZM241 235V236H240ZM65 236V237H64ZM132 236V237H131ZM230 236V237H229ZM258 236H259V234H258V232H257V236L255 235V237H257L258 238ZM67 237V238H66ZM224 239H222V238ZM232 237H233V239H232ZM241 237V238H240ZM242 237H245V242H244V238L242 239ZM89 238L91 239L92 238V234L91 235H89L88 237H87V243L89 242L90 244H92V243H95V244H97L96 243V240H92V241H90L89 240ZM141 238H144L143 240L141 239ZM187 238V239H186ZM219 238H220V240H219ZM229 238V239H228ZM252 238V237H251ZM257 238H253V239H257ZM260 238V237H259ZM130 239V240H131ZM229 240V242H226L225 243V241H228ZM239 239V240H238ZM262 239V238H261ZM147 240H152V239H147ZM146 240V241H147ZM211 240V241H210ZM221 241L222 242V244H221V242H219V241ZM233 240V241H232ZM236 240H237V242H236ZM136 240H134V242H135ZM144 241V242H143ZM216 242L217 241V243H214V242ZM248 241V242H247ZM233 242V243H232ZM252 242H253V240H252ZM84 243L86 244V246H88L87 245V243H86V241H84ZM83 243V244H84ZM146 243V242H145ZM145 243H144V245H145ZM214 243V244H213ZM220 243V244H219ZM230 243V244H229ZM196 244H198L196 247H198V246H200V247H198V250L199 251H201L202 252V249L204 248H202V243H196ZM225 244H228L227 246L228 247H225ZM235 244V245H234ZM231 245V246H230ZM250 245H252V243H250ZM249 245V247L251 248L252 246H250ZM143 246V245H142ZM203 246H206L207 247V245L206 244H203ZM211 246V245H210ZM218 246V247H217ZM219 246H222V249L220 250L219 248H221V247H219ZM224 246V247H223ZM230 247H233V249H231ZM88 248V247H87ZM208 248V247H207ZM207 248H205L206 250H204L203 249V251H205L206 252V254L208 255V252L207 251H209L210 249H208L207 250ZM227 248V249H226ZM230 248V249H229ZM243 248H242V250H244ZM252 249V248H251ZM220 252H219V251ZM131 251V250H130ZM129 251V252H130ZM198 251V252H199ZM236 251H238V250H236ZM246 251H249V250H246ZM264 251V250H263ZM261 252V254H263L264 255V252ZM111 252V251H110ZM225 252H223L224 254H225ZM239 252V251H238ZM243 252V251H242ZM79 253V252H78ZM114 252L112 251V253H103V254H99L98 255V259H100L101 260V258H103L104 256V254L105 255H107V254H110L109 256L111 257L112 255L113 256H118V254L116 253V254H113ZM131 254H132V252H130ZM129 253V254H130ZM203 253V252H202ZM210 253V252H209ZM227 253V252H226ZM248 253V252H247ZM252 254V252H249V254ZM16 254V252L15 253H13V252H8V254L6 255L7 257H6V259L7 260H9L10 258V261H12V258H13V256ZM23 254V253H22ZM41 254H43L42 256H40L39 255V257H41V258H39V260H41V262L39 261V263L40 264H43V263H46L45 262V260L47 261L48 259H46L45 257H46V255H47V252H46V254H44V253H41ZM49 254V253H48ZM112 254V255H111ZM134 255L136 254V253H133ZM133 254H132V256H133ZM206 254L205 253H203V254H201L200 255V252L198 253V256L200 255V259H202L203 260V258H205L206 257ZM224 254H219L218 255V260L219 259H226V258H228L227 257V255H226V257H224L225 255ZM231 254V253H230ZM233 254H231V255H233ZM239 254H240V252H239ZM238 253L237 254H235V255H233V257L234 258H232L231 260H232V263H233V260H234V263H238V259H239V262H240V260H241V262H243V263H241V264H246V262L245 261H247L248 262V259L249 258H251V257H247V259H246V256L247 255H249V254H244L245 255V257H244V255H243V257H241L242 255H239ZM26 254L24 253V255H22V256H25ZM85 255H87V254H85ZM196 256H197V253L195 254ZM195 255H193L194 257H188V258H190V259H196L197 257L195 256ZM203 255H205V256H203ZM223 255V256H222ZM231 255H229V251H228V256H230L228 259H226V261L227 260H229V262H228V264H230L231 262H230V258L232 257ZM10 256V257H9ZM12 256V257H11ZM99 256H100V258H99ZM201 256H203V258H201ZM235 256L236 257H238L237 258V260H235L236 258H235ZM239 256H240V258H239ZM250 256H252V255H250ZM9 257V258H8ZM25 257H27V255L25 256ZM48 257V256H47ZM196 257V258H195ZM224 257V258H223ZM254 257H256V256H254ZM258 258H259V255L257 256ZM253 258V259H257L256 261L257 262H259L258 260H260L261 258ZM261 257V256H260ZM129 258V257H128ZM216 258H217V255H216ZM243 258H245L244 260H243ZM263 258V257H262ZM115 259H117V257H115ZM252 259V258H251ZM69 260V259H68ZM75 260V261H74ZM73 261L74 262H76V261H78V259H74ZM123 260V259H122ZM121 259H117V260H115V261H117L118 263H119V261H120V263L121 264H135V263H129V262H126L125 260L124 261H122ZM49 261V260H48ZM47 261V262H48ZM71 261V260H70ZM73 261H71V263L73 262ZM114 261V262H115ZM123 263H122V262ZM193 261H195V260H193ZM205 260H203V262H204ZM225 260H223V262H224ZM252 261L253 260H250L249 261V263H247V264H251L252 263ZM256 261H255V263H253V264H256ZM261 261V260H260ZM36 262V261H35ZM69 261H67V263H68ZM206 262V261H205ZM217 262V264L219 263V262H222V260L220 261L219 260V262L218 261H216ZM26 263L27 264H31L30 262L28 263V261H26ZM34 263V262H33ZM32 263V264H33ZM38 263V260H37V262L35 263V264H39ZM71 263H69V264H71ZM260 263V262H259ZM48 264H49V262H48ZM72 264H74V263H72ZM154 264V263H153ZM219 264H223V263H219ZM224 264H227L226 262H224ZM238 264H240V263H238ZM258 264V263H257Z\"/></svg>",
  "mask_w": 264,
  "mask_h": 264
}]
</instances>
